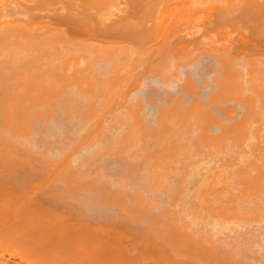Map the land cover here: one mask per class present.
Segmentation results:
<instances>
[{
  "label": "bare ground",
  "instance_id": "bare-ground-1",
  "mask_svg": "<svg viewBox=\"0 0 264 264\" xmlns=\"http://www.w3.org/2000/svg\"><path fill=\"white\" fill-rule=\"evenodd\" d=\"M11 1H13V0H11ZM27 1H29V0H27ZM69 1H70V3H73V5H71L70 9H67V11L70 12L72 9H74V7H76L75 5H78L77 6L78 10L75 8L77 10V12H76V10L71 11L73 14H76V13L80 14V12L83 13L82 11H80V9L84 10L87 13L86 15L89 14V15H92L93 17H95L94 19H95V21H97L96 22L97 24H95V27L97 25L98 26L100 25L101 28L106 26V30H107L108 25H110V24L114 25L115 24V21L113 22V19L115 18L113 15L119 14L118 12L122 8L121 5H120V7H118L119 6L118 2L120 0H117L118 5L116 4V0H114L115 4H112L113 0H110L111 2H109V0L108 1L107 0H78V1L77 0H69ZM164 1L165 0H163V2H162V0H161L162 3H164ZM168 1H169L168 3L166 2L165 4H163L161 6L157 5V7L160 6L158 8L159 10L156 9L157 7H154L155 10H157L156 11L157 14H155V11L152 12V14H153L152 19L154 18L153 19L154 21L152 22L153 24L151 23L152 19L150 18L151 21H150V23L148 22V24L150 26L147 25L148 27L146 28V32H143V35L142 34L139 35V37L140 36H143V37H140V38L137 37L136 38V40L137 39L140 40L142 38L141 39L142 41H140L138 43L137 42L138 40L136 41L135 39H129V40H116V39L107 40V38H105V39L104 38H100V39L98 38L97 39L95 36L93 37V35L91 33L90 34L88 33V35L86 33L87 37H85V35H83V37L81 35H79L80 36L79 37L78 35L69 34L67 32V30L62 25H58V24L54 25V24H51L50 22L45 21V20L40 21V22H38V21L33 22V21H31L29 19H25V18L24 19L23 18L16 19L13 17H9L6 14L7 11L5 9H8V8H6L7 4H12L13 2L11 3L9 0H7V1L6 0H4V1L0 0V110H1L0 113H2L0 116L2 119V120L0 119V121H1L0 122L1 123L0 124V128H1V130H0V133H1L0 134V136H1L0 142H2V140L3 141L6 140L5 142H3V144H5L6 142H9V144L6 143V145H8V146L12 145V147L14 148V150H13V148L10 146V149H8V151H5V153H4V150H1V149H3V148L6 149L5 147H7V146L0 143L2 146H4V147H2L0 145V147H1L0 148V152H1L0 160L2 161V162L0 161V164H1L0 168H1L2 173H4L3 170L5 171V173H7V171H8V173H10L13 168L14 169L23 168V167H26V166L31 164L32 159L30 157H28V156H30V155H28L29 153L27 152V154H26V151L23 152V150H22L23 154L21 155L19 153H22V152H20L18 149H15V148L17 146L24 147V145H27V143H28L27 139H28L29 135H31L30 132H32V131L34 132V130L30 131L31 128H34L31 126L32 123L30 124V119L38 120V121L44 123V125H47V123H48L47 121L49 119H51V118L55 119L54 117H51L52 116L51 113H53L54 109L57 108V103L59 104L58 101H60V104L63 103V108H62V106L60 108L62 109V111H64V113H65L64 116L70 119L71 117H73L72 115L75 114L76 117L78 116V118L81 120L80 121L82 123L81 125L84 128L83 129L82 127H80L83 130L81 131V134L79 132L80 135H78L79 138H77V140L75 142L76 144L73 143L74 144L73 146H71L69 144V146L71 147L69 150L70 151L74 150L73 151L74 153L76 152L77 149L83 150L84 148H82V145L84 147L85 146L84 144H87V143L89 146H91L90 148H93V146H97L96 148L100 149L99 148L100 146H98V143H97L98 141H96L97 140L96 137L98 134H100L101 132L104 131V127L107 124L108 125L106 126L105 129L111 130V129H109V128H111L110 127L111 125L109 126V124L111 123L113 125V122H114L113 118H114V115L116 114L115 112H118L117 111L118 108L120 110L121 106L123 107V104L125 103L124 101L129 99V98H127V96L124 95V93H126V90H129V92L130 91L132 92V90L135 87L132 85V83H131L132 81H130V80H132L130 78L134 75L133 74L134 71H135V73H137V71H140L139 70V69H141V68H139L141 66L140 64L143 65L144 63H148V64L143 65L144 68H145V66L148 68L152 65L153 67L151 66L150 68H153V70H154V67H155V70H156V67L158 65L157 66L155 65L157 62L154 60L155 59L154 57L156 56V52H154V51H157L160 48V46L166 45V43L169 44L172 41L171 38H173V36L175 37V35H173L175 27L176 26L178 27L179 23L185 24L187 21H190L189 19H191L193 21V19L196 16L199 15V17H200V15L202 14V11L204 9H206V8L209 9L208 6H210L211 9L214 6L215 9L213 10V14L214 13L215 14L212 18L215 20V22L217 21L218 24L214 23V20L207 15L208 13L210 14V12H211V11L208 12L207 9L204 10L205 13L204 12L203 13H204V15L206 14L208 17L206 16L207 17L206 18L203 14H202L203 16L202 15L201 16L203 18L205 17L206 19H208L209 22L212 20L213 22L211 21V23H214L215 26L217 25L216 28L217 29L219 28L221 30L222 26H220V25H222V23L220 22V20L222 18V15L224 14L223 16L225 19V21L222 20V22L223 21L224 22L229 21L226 19V17H228V16H225V14H227V15H230L229 16L230 22L234 19L233 21L235 23L236 17H234V16H235L236 9H237V7L241 8L243 2L247 3V5L249 4V6L251 5L249 7L245 4L246 7L243 9V11L245 10L244 12H246L247 9L250 10L251 8H253L252 6H254V4L260 5V6L258 5L259 7L254 6V7H257L259 9V11L261 10L262 6L264 7V0H171V1L168 0ZM246 1H248V2H246ZM107 2L109 4H107ZM146 2L149 3V6L152 4L151 0H149V1L146 0ZM74 3H75V5H74ZM119 3H121V2H119ZM16 4H18V3H16ZM159 4H161V3H159ZM12 5L14 6V4H12ZM98 5H100L101 7ZM245 5L243 4V7ZM147 6H148V4H147ZM149 6H148V8H149ZM63 7L64 6H60V8H58V10L61 12H67L66 9L64 11V8H66V7H64V8ZM3 8L6 11L5 12L6 15L2 14V13H4ZM20 8H21V6H20ZM20 8L18 7V9H20ZM196 8H198V10H196ZM184 9H187L189 13H191V10H192V12L196 11L195 12L196 15L193 14L194 15L193 16L192 13L189 14L188 12H184V11H187ZM199 9H203V10L199 11ZM216 9L218 11H216ZM258 9L256 10V12L258 11ZM219 10H220V13H219ZM254 10L251 9L248 13L253 11V13L255 15L259 16V13L258 14L255 13ZM26 11H28V10H26ZM206 11H207V13H206ZM215 11L219 14H216ZM240 11L236 12L237 13L236 16H238V13H241ZM262 11H264V8H262ZM262 11H260L259 17L256 16L257 20L259 18H262V16H264V15H262V14H264ZM197 12L198 13L201 12V14L199 13L197 15ZM20 13L25 14V11L23 10V12H20ZM122 14H124V12ZM186 14H187V16H185ZM188 14L191 15L190 18H188L189 17ZM220 14H222V15H220ZM250 14H252V12ZM80 15H82V14H80ZM120 15H121V12H120ZM154 15H156V16H154ZM212 15H210V16H212ZM218 15L221 17H218ZM231 15L234 18H231ZM180 16H181V18H180ZM183 16L185 17L186 20H184ZM202 17H200L196 21H193L195 23L198 22L197 25L200 28L205 27V26H203V24L208 25V23H209V22H207L208 20H206V19L203 20V21L206 20L204 23L202 21V19H203ZM84 18L87 19L86 16H84L83 19ZM129 18L130 17L127 16L126 18L123 17L122 20H121V18L118 19L119 23L117 22L116 26L117 27L118 26L130 27L128 25H131V22H132L133 26H135V27H138V25H140L141 22L139 21V19H135L136 20L135 21L134 18H133V20L131 18L130 19ZM179 18H180V20L182 19L183 22H185V21L186 22L183 23L182 20L180 22ZM215 18L216 19L219 18V20H216ZM263 18H262V22L264 23ZM85 19H84V21H85ZM176 19L179 21V23ZM89 20H91V19H89ZM123 20H124V22H122ZM129 20H131V21H129ZM137 20L139 23L137 22ZM86 21L89 22L88 20H86ZM95 21L93 20V22H95ZM133 21H135V22L133 23ZM175 21H176V23H175ZM260 21H261V19H259V22L257 21L258 24L260 23ZM87 22H86V24H87ZM121 22L123 25H120ZM136 22H137V25H136ZM199 22H200L201 26H200ZM90 23H92V21L88 23V26L90 25ZM187 23H190V22H187ZM211 23H209V24H211ZM261 23L259 24V26L261 25ZM92 24L90 26L93 29ZM117 24H119V25H117ZM151 24L153 27L151 26ZM170 24L173 25V27L170 28V26H171ZM236 24L239 25L241 23L238 24L236 22ZM56 25H58V26H56ZM174 25H176V26H174ZM224 25H225V23H223L222 32H220L219 29L217 30L215 28L216 29L215 32L216 33L219 32V33L216 34L214 32V35L216 34V35L222 36L224 33H226V35H223L224 37H226L227 35L230 36L229 35L230 31L226 30V32H225V29H227V28H224L225 27ZM90 26L88 27L89 30H91ZM244 26L242 27V24H241V26L239 27L240 29H238V30L241 31V29L244 28ZM117 27H115V28H117ZM126 27H124V28H126ZM149 27H150V29H149ZM168 27L170 28V30ZM179 27H180V25H179ZM179 27L177 29H179ZM260 27H262V30H261V28H259L257 26L256 28H258V30L255 28L257 30L256 32H258L259 30L261 32L264 31L263 30L264 27L262 25ZM88 28H87V30H88ZM173 28H174V30H173ZM245 28L247 29L246 26H245ZM147 29H149L150 32L148 30V33H147ZM87 30H85V32L89 31V30L88 31ZM243 30L241 32H243ZM191 31H192V29H191ZM260 31H259V34H260ZM89 32H91V31H89ZM169 32L172 34L169 35ZM241 32H240V36L243 37V35H241ZM263 33H262V35H263ZM146 34L147 35L149 34L148 37ZM231 34H232V32H231ZM144 35L146 38L144 37ZM185 35H184V37L187 38L188 35H186V36ZM201 35L203 36V34H201ZM201 35H200V38H197V40L195 42V43H197L199 41L198 42L199 45L193 43V45H195V46H193L191 44L192 42H190V45L186 43L188 47L190 46V48H187V46L184 42H183L184 45L183 44L177 45V43H174V38H173V43H171L170 46L167 45V46H169L168 47L169 49L167 48V46L164 47V53H162V55L166 54V53L169 54L170 52L171 53H170V56L164 55V58L162 56L163 60L164 59L165 60L163 61L164 65H162L161 62H159V63H161L160 65L163 66V67L161 66V68L163 69L164 66H166L165 70L167 69L166 71L168 72L169 68H167V66L168 65L172 66L171 63H173V66L171 68L174 71L173 67L175 66V68H176V65H174L175 62L169 63L168 61L173 60V56L174 57L177 56L176 59H178V62L181 59H182V61L187 60L188 57H186V56H189V58L191 59L193 54H192V52H190V50L191 49L193 50L195 48L196 50L195 49L194 50L197 51V48L198 47L200 48V44L202 46H205L203 49H206V47H207L208 50H209V48L212 49V51L214 50V52H216V54H217L216 57H218V54L221 53L219 55V57L221 56V59H222L221 63H223V65L222 66L220 65L221 66L220 68H223V67L224 68H223V70L221 69L222 72L219 73L220 74L219 77L217 75L216 81H217L218 88H217V90H215L216 92L214 94V96H216V97H213V98L215 101L219 100V101H217L218 103H220L221 99L224 100V99H228V98L231 100H233V99L234 100L235 99L240 100L238 102L243 101L242 102L243 104L241 103V106L244 105L243 107L246 108V111H244V114H245L244 117L241 115V120L234 123L236 121V119H234V120L232 119L233 116H231V115H233V114H230L231 111L229 110L228 112H226L227 110H224V114H225V112L228 114V115L227 114H225V115H226V117L228 116L229 119L231 118V120H233L232 122L230 121L233 124L228 123L229 126H227L228 124H226L227 127L224 129L222 127L223 132L221 131V134H219L218 136H217V134H215L216 136L213 134V135H211L212 137H210L209 135L206 134V132L208 131V129H206L207 126L205 124V123H207L206 122L207 119L205 118L206 117V115H205V113H206L205 108L206 107H204V109L202 110L203 106L202 105H201L202 107L200 105L198 106V104H195V103L191 104L187 108L186 107L182 108L180 106L178 107V105L172 106L169 109H165L167 111H162V113H159L160 116H158V117H160L159 118L160 121L158 122V126L160 128L157 127L158 129H161L162 127L164 129L170 128V127L172 129L174 128V132L172 131V129H171V131L169 129H165V130H169L170 133L167 134L168 131H166V132L164 131L165 135L162 134V136L163 135L166 136V139L168 140V143L163 145V144H160V142H163L162 140L164 138H162V136H159V138L161 137L162 140L159 141L160 139H158V135L159 134L161 135V133L163 132V128H162V131L160 130L161 133H159L156 130L157 133L154 132L155 133L154 135H147V131L144 132V129L142 128V126H143L141 123L142 120L141 119L139 120L140 115L138 116V114H140V113H138V112L140 111V109H139L140 107H138V106H136L138 108L134 107L136 105V103L135 104L133 103L134 106H130V104H129L130 101H129V103L127 101L126 105L127 104L128 105L123 107L122 110H120L121 112H119V113H121V114L118 113L120 116L122 115L121 117L125 116L128 118V119L126 118V120L124 119L125 117L122 118L125 120L124 125H125V123L129 122V124L127 126V130L125 128L126 126L125 127L120 126L123 124L121 122L124 120H122L121 117H120L121 120L118 119V117H117L118 114H117V116L115 115L117 118L115 120L121 121L118 126H120L122 128L117 126L115 129L112 130V132H115V131H118V128H119V134H120V132L126 130V132H125L126 135L124 134L123 137L121 134L120 135H121V138H124V139L127 138V139H126V141L124 139H122L121 141L123 142V146L121 144L120 146H122V147L120 148V146H119L120 150L119 149L116 150L115 149L116 145L114 144L116 142H114V140L118 139L115 137L116 136L118 137L119 134L117 132H115V134H117V135H115L114 133L111 132L112 136L115 135V137H112V141L114 142L113 143L114 146L111 145L113 147L114 151L112 150L111 146H108L107 148L111 147L110 150H112L111 151L112 153H114L116 151L118 152V150H119V155H121V154H124L128 151L129 152L133 151L131 149H130L131 151L128 150V148L135 147L134 145H136V144L138 147V143H140L142 140L145 139L143 137H146V139L150 138L151 140H153L151 142H153V143L155 142L157 144L156 145L157 146L156 151L155 152L153 151L154 153L150 156H144L145 155L144 152L147 149L146 148L145 151H143L144 158L141 156L143 159H145L143 162L144 163L143 164L144 169H142V170L145 173V175L147 176V179L148 178L150 180L152 179L151 180L152 184L149 185V186H151L149 189V191L151 192L152 190H154V191L158 190V188H155V187H159L158 184H162V182L165 179H168V178H165V176H167V174H170V175L172 174V173H170V170L172 169L171 163L173 162V160H177L176 162L178 163V161L181 160L178 157H180L182 155H183V158L182 157H180V158H182V159L185 158L187 160L188 157L186 158L185 153H188V151H189V153L187 154L188 156L190 155V153H191L190 156L193 155L192 157H190L192 160H193V158L198 156L196 154H199V153H195L196 152L195 150H194L195 152L193 151L194 152L193 154L191 152V150L196 148L198 146V144L200 145V146H198L199 148L202 147L201 145H203L204 149H203V147H202V149L205 151H209L208 149H211L210 152H208L211 154L212 153L214 154L215 152L216 153H223L224 152L225 154L230 152V154H231V152H233L232 151L233 148L235 150L237 147L241 146L242 149L239 148V149H236L234 151L236 153H240L239 154L240 156L237 154L238 158L240 157V159H239L240 161L237 159V156H236V154L234 155V153H233L234 156L231 154L232 157H230V155L228 156V154L227 155H224V153L222 154L224 156V158H225V156H227L230 160H231V158H232V160L234 159V163L231 162L227 158H226V161L224 158H222V162H223V164H222L220 162V160H221L220 156L221 155L216 157V158L220 157L219 161L216 158H214V161L216 159V161L221 164V165L216 164L217 162L213 163L214 168L216 165H220L217 167V170L215 169L216 171L210 170L211 169V167H210L211 163H210L209 164L210 165L209 166L210 167L209 172L207 171L208 173H206L205 170H206V168H208V164L207 165H205V164L210 162V161H206V163H203L204 160H206V159L203 160L202 163L204 164V167H206L204 170L205 174H202L203 176L200 174L202 176V177L199 176L201 178L200 179L201 181L200 180H199V182L195 181V182H198V184L194 183V184H196V186H194L195 191L192 192V194L194 193L193 194L194 199L190 198L191 196H189L192 189H194L193 184H191V186L193 188H191V186L186 188L188 186L187 181L189 180V177L194 175V172L197 173L196 171H198L199 169H197L196 171H193V172L191 170H195L194 168H196V167L199 168V166H201V165L203 166V164H200V162L202 160L200 159L201 161H199V159H198L197 161L199 163H195V162H191L192 160L190 159L191 161L190 160H189L190 162L188 161L189 162L188 167H186L188 162H186L185 159L181 160V161L185 162L184 165H185L186 169H184V170H186L188 172H186L185 175H181L184 177L187 175L186 176L187 179L182 177L183 180L182 179L181 180L183 183L181 182L180 178H179V180H180V184L182 183L181 186H182V189H184V194L186 193L185 197L187 196V193H188V196H189L188 199L196 200L195 203H197L198 207L194 204V206H196L195 210H196V208L197 209L199 208L198 211L201 210L200 214H202V212H203V214H202L203 217H204V214L206 215L208 213V211H210L209 214H211L213 212V215H214V212L216 210H218L219 211L218 213L221 212V214H222V212H225V213L227 212L226 214H228V213L234 214V216H230L229 222H227V220L222 222V223H227L226 226H228V223H229V226H230V224L233 223L234 224L233 227L236 226L235 228H237L239 226L238 229H241L244 227L243 225L250 226L249 224L252 223V220L255 221L256 219H257L255 221L256 225L259 224V226H260L261 221H259V220H261L262 218H263L262 222L264 220V215L261 216V213L264 214V130H263L264 128L262 129V127L264 125V56H262V54L259 55V53L262 52L261 50H260L261 52L258 53L254 49H249V48H248L249 50H252V51L254 50V52H256L258 55L256 53L251 52V51H249L250 53L246 52V51H248L246 48H243V49L241 48L242 50L245 49L246 51L245 50L242 51L239 48V50L243 52L239 55L238 54L239 51H238L237 47H236V50H234L235 45L232 47L233 49L231 48L232 43H233L232 40H234L233 36H232V39L227 36L226 38L223 37L224 39H222V37H220L221 40H217L215 37H218V36L214 37L212 34L211 35L205 34L204 38L206 40L202 39V41H201L200 39L203 38ZM169 36H170V39H169ZM210 36L212 37L211 39H209ZM196 37H199V36H196ZM207 37L209 40H207ZM147 38H149L150 41L145 40ZM213 38H215V39H213ZM236 38L237 37H235V39ZM240 39H238V41ZM132 40H133V42H129ZM146 41H148V42H146ZM185 41H186V39H185ZM192 41H193V39H192ZM187 42H188V40H187ZM235 42H237V41H235ZM249 43L250 42H248V44ZM175 44H176L177 48H176ZM251 45H253V42ZM251 45H250V48H251ZM157 46H159V47L157 48ZM179 46L182 47V49ZM191 46H193V47H191ZM253 47H256V46H253ZM160 49L158 51H160ZM183 49L185 51H182ZM186 49H189V50L187 51ZM231 49L234 50L235 52L234 51L232 52ZM161 50L163 52V48ZM194 50H193V53L195 52ZM173 51L176 53V55H174L175 53L174 54L172 53ZM217 51L220 53H217ZM236 51H238V52H236ZM185 52H188L187 55L185 54ZM189 52L192 54V55L190 54L191 56L188 55ZM160 53H161V51H160ZM178 53H180V56H181V53L183 55L185 54L186 56L182 55V58L180 57L181 59L179 60ZM211 53H213V52H211ZM227 53L228 54L230 53V55L232 53H234V54H232L231 59H229V55ZM157 54H158V52H157ZM195 54H197V53H194V56H195ZM216 54H211V55H213L215 57ZM152 55H153V59H152ZM233 55H234V57H233ZM236 55L238 58H236ZM263 55H264V52H263ZM171 56H172V58L168 59ZM183 57H185V58H183ZM233 58H236L238 60V62L242 60L241 63L239 62L240 64L244 63L243 65H241V67H243V68L245 66L244 69L239 67V70L242 69L240 71L241 73L236 71L235 65H231V64H234L233 63L234 61H232ZM239 58H240V60H239ZM256 59H259L261 61V63L259 60L257 61ZM230 60L232 61V63L230 62ZM255 60L259 64H256L257 62ZM154 61H155V64L151 63ZM174 61H175V59H174ZM254 61H255V63H254ZM166 62H168V65L165 64ZM178 62L176 60V64ZM159 63H157V64H159ZM179 63H181V61ZM95 64L98 67H99V65H100V67L102 66L105 70L103 69L104 71H102V67L101 68L99 67L101 71L98 70L99 68H96ZM108 65H109V69L107 70ZM160 65L158 66L157 70H159ZM247 65H249V66H247ZM258 65H260V66H258ZM143 66H141V67L143 68ZM232 66H234L235 69H233ZM168 67H170V66H168ZM96 69H97V71H96ZM243 70H245V71H243ZM3 71L6 73L5 76L2 75ZM129 82H130V84H128ZM127 85H130V86L132 85L133 87L131 86L130 89H127V87L128 88L130 87ZM242 85H244V86H242ZM188 86H190V85L188 84ZM244 87L246 88V90L245 89L243 90ZM135 90L136 89H134V91ZM244 91H245V93H244ZM127 94L129 95L130 93L127 92L126 95ZM124 97H126V99ZM119 100L120 101L122 100V102H123L120 107H119V104H121V103L119 102ZM55 106H56V108H55ZM245 108H243V109H245ZM123 109H125V110L123 111ZM138 109H139V111H137ZM256 109H258V111ZM259 110H260V112H259ZM72 112H75V113L73 114ZM111 112H113L114 114ZM255 112L256 113L259 112L260 115H258L259 113L256 114ZM108 113L109 114L111 113V115H109V118L111 117V119H113L112 121H110L111 119L108 118V116H107ZM254 113H255V115H254ZM203 114L205 115V117ZM55 115H56V113L54 114V116ZM253 115L255 117H253V120H252L251 117ZM256 115L259 117V119L261 118L260 119L261 121H257ZM64 116L62 115V118H65ZM56 118H57V116H56ZM73 119H75V117ZM254 120H256V121H254ZM65 121H66V119H65ZM251 121L253 122V124L252 123L249 124ZM40 122H38L36 124L39 125ZM254 122H255V124H254ZM49 123H51V120L49 121ZM49 123H48V125H49ZM61 125H63L62 122H61ZM64 126H66V125H64ZM203 126H205L206 128ZM248 126H249V128H248ZM3 128H4V131H3ZM58 128H59V124H58ZM112 128H114V127L112 126ZM247 128L249 129V131ZM46 129H48V128H46ZM55 129H56V127H55ZM49 130H50V128H49ZM219 130H221V127ZM244 133L247 135L246 137H245ZM109 134H110V132H109ZM101 135H102V133H101ZM2 136H4V137H2ZM100 136H99V138L101 139L102 137H100ZM141 136H143V137H142V140L140 141L139 137H141ZM167 136H169L168 137L169 139L167 138ZM186 137L188 138V140H190V143H189V141L187 143L185 142V140H187V139H185ZM243 137H245L246 139L245 138L243 139ZM73 138H74V136H73ZM113 138H115V139H113ZM191 138L193 141L191 140ZM106 139H108L107 142L111 141V138H110V141H109L108 137H106ZM166 139H164V140H166ZM230 139L232 141H229ZM242 139L245 142H243ZM30 140H32V139H30ZM72 141L74 142V140H72ZM104 141L105 140H103V143H101V144H104ZM137 141H138V143H137ZM247 141H248V144H247ZM19 142H21V144L14 147V145L18 144ZM22 142L25 144L23 145ZM100 142L101 141L99 140V143ZM144 142H145V140H144ZM229 142H232V144L235 143L234 146L231 145V146H233V148L228 147V144H230ZM236 142H237V145H236ZM238 142L241 143L242 145L239 144ZM163 143H165V141ZM203 143L207 146L206 148H205V145ZM107 144L108 143H106L104 145L107 146ZM110 144H112V143H110ZM154 145L155 144H153V147H154ZM66 146H67V144H66ZM20 147H19V149H20ZM28 147H30V146H28ZM32 147L33 146H31V148H30L31 151L33 150ZM73 147H75V148L73 149ZM80 147H81V149H80ZM103 147H102V149H103ZM137 147H135V148H137ZM225 147L230 148V151H228ZM117 148H118V146H117ZM245 148L246 149L249 148V149L244 150ZM49 149H51V148H49ZM67 149H68V147H67ZM224 149L227 150V153L224 151ZM15 150H18V152ZM30 150H28V151H30ZM137 150H140V149L137 148ZM151 150H152V147H151ZM151 150H150V152H151ZM154 150H155V147H154ZM237 150H239V151L244 150V151H242L244 153L242 154V152H238ZM13 151H15V155H13ZM51 151H52V153L54 152V150H51ZM55 151H56V154L54 155V156H56L54 158L55 160L53 158H51V155L53 156V154L49 153L50 150L45 151L46 153H48L47 156L45 157V159L48 157V159H46V160L51 159L53 163H54V161L56 162L57 156L58 155H60V156L58 157L59 160L57 159L58 162H56V164L55 163L53 164L50 160V162L46 165V167H45L46 169H44V172L42 170L43 175L45 174L42 179L39 177L40 179H38V180H36L34 178L36 180V182L33 181L34 180L33 178L30 180L31 182L28 181V179L23 180L24 182H27V183L23 182L24 183L23 184L21 182L22 183L21 186L22 185L28 186V187H26V188H29V190H30L28 193L25 194V192L28 191V190L27 191L24 190L25 187H23V190H21V188H20V190L24 192V193L22 192L23 194L17 193L18 188L20 187L19 186L20 183H19L18 187H17V184H16V186L14 184V187H17L16 191H15V189H14V191H12V187H11V191H12L11 192L9 189L10 187H8V188L6 187L7 184H6V186L3 187L5 189H7V191L4 190L3 188H1L3 186V183L0 182L2 184V186L0 187V264H183V263L185 264L187 261L188 262L186 264H193L192 262H196V261H193L192 259L194 257V260L195 259L197 260V258H195V257H197L198 252L200 255V257H198L200 259L197 260V262L199 261L198 264H201V263L206 264V263H203L204 261H206L204 259H206V257H208V258L211 257V256H206L208 254H205V253L210 254V251H212L211 249H207V247L209 248V246H210L208 243L211 241L210 240L211 237L208 238L207 235L205 236L204 235L205 232H204V234L200 233L202 230L200 229V227L198 228L199 225H197V224L199 223L198 219H202V218H199L200 214H199V216H197L198 219L195 217L196 216L195 214H198L199 212L198 211L194 212L195 210L192 208V207H194V206H192L193 200L191 203L192 205L191 204L187 205L189 202L186 204L187 201H186L185 197L184 196H183L184 198L181 197L182 195H184L183 190H182V193H180V191L177 192L178 190L175 191V188H173L172 186H171L173 188L172 190H170L171 187H168V185H170L171 183L173 184L174 181L176 183L175 175H178L177 172L179 173L178 170L181 169L178 167L179 169H176L177 170V172H176L175 164H177V163H175V164L173 163L174 166H172L173 167L172 170L174 171V176L172 177V175H171V177L175 180H172L170 176H167L173 182L172 181H171V183L168 182L169 184L168 185L166 184L167 187H165V188H166V191L168 188H170V189H168V191H173L172 193L177 192V194L174 193L177 196L180 193L179 195H181V196L177 197V196L172 195L173 196L172 198L177 197V199L175 198L176 202H177L176 204L172 201L173 205H175L177 207L173 206L174 209H172L173 208L171 206L172 204H168L171 206V208L169 209L168 205L166 208H168L167 213H168V211L170 213L171 209H172L171 211H173L176 208H179L180 210H181V208H183L184 209L183 214H182V211L180 212V210L177 209V213L179 212L180 214H182V216L180 214H179L180 216L178 215L181 223L179 222V220H177L178 218L174 219L173 217H171V215H168L170 218H172V219L168 218L169 223L172 224L171 222H173L175 227L172 226L173 224L171 226H166V224H164L165 223L164 221H166L164 218L167 219L168 216L167 217L163 216L164 221L161 218L162 216H160L161 214H164L165 212L164 213H160V212L156 213L155 212V214H160V215H157L156 218L157 217L159 218V216H160L161 219L159 218L160 219L159 220L157 218L156 220L154 219V221L151 220L150 222H146V223H149L148 225L145 223L146 226H148V227L150 226V228L148 229L149 233L146 231L147 235L149 234L150 236H152L154 232L156 233V234L154 233V236L150 237L152 241L150 242V240H149L150 238L147 237L146 234H145L146 236L143 234L144 235L143 239L145 237H147V239L145 238L144 239L145 241L139 242L140 239H142V237L140 236L141 238L139 237L140 238L139 241L137 240V242H136L135 239H137V238L134 239L131 236V234L129 235V233H128V232H130V229H131L130 228L129 230H127L129 227L122 228V229L120 228L121 230L125 229V233H124V231H122V233H123L122 234L120 232L121 230L119 231V228L117 231L116 230L117 227L116 228H114L113 226L111 227V226L107 225L105 222H103L104 223L103 225L106 224V226H102V224L99 222L101 225L97 224V223H93V224H95V227H93L94 225L92 223H90V221H88V220H87L88 222L86 221V223H87L86 224V223H82L83 219L81 220V222H79V220L77 218H73V216L75 214L72 216L71 215L72 211L71 212L68 211L69 214H68V212H66V214H65L64 211H63V213H60V210H59V212L57 210L55 211V209L57 208L55 205V202L52 199H49L50 197L47 195H46L47 198L49 197L47 200L53 201L52 203L54 205L52 203H50L52 206V207H50L49 203H47V204L49 205L50 208H53V209L51 210L49 207L46 208L48 206L46 204V202H48V201L41 200L42 205L45 204V206L47 205L46 207L40 206L41 204L38 205L40 203V200H39L40 198L38 196H41L42 195L41 193H44V189H46L45 190V192H46L52 188L51 190H53V192H54V190H56L55 188H57L59 191L56 190V193L50 194L51 190H50V193H48V192L47 193L51 197L53 195V197H54V198L52 197L53 199H55L56 198L55 196H57L56 200L58 199V201H59L58 196L60 195L61 190H60V187L58 188V186H57L58 183L60 185L62 183L64 185H66L67 187L65 189L68 190L67 191L68 193H65L66 190L63 188L64 190L62 191L63 193L60 195L61 197L63 196V194H65V195L67 194L65 199H70V201L77 199V202H80V203H83V201L79 198V197H81L80 195H82V197L84 198V194H82V193H84L86 191H90V190L92 191L94 188H95L94 191H96V190H98V191L95 193L93 191L92 195H93V193L96 194V196H97L96 198L100 199V201L103 200V201L108 202V201H110V198L112 199V196L114 194L112 191V193H111L112 195H109L110 193L109 194L107 193L109 190H107L106 194H104V190L106 191V189L108 188L107 185L104 184V186H106V188L104 190H103L104 186L103 187L101 186L102 187L101 191L103 190V192H102L103 193L102 194L103 199L98 197V195L100 196L101 191H99L100 189L97 187H100V185H102V183H104V181L108 180V179L104 180L106 178L104 175H103L104 181L102 182V179H101V181L99 182L98 181L99 178H96L95 175H93L94 178H92L91 175L89 174L90 177L92 178V179H90V178H88V176L87 177L85 176L86 174L84 175L85 177H83V172L81 173L82 176L78 174L81 171L78 172L79 170L76 171V169L83 167V163H81L82 166L80 165V167L79 166L77 167L78 161H77V163L75 162L77 157H78L79 161H82V160H80V157L77 155V153L79 151H77V153H76L77 156L72 151L70 152V151L66 150V151H63L62 153L60 152L59 154H57L58 153L57 150H55ZM61 151H62V149H61ZM86 151L96 153V151H91V150H86ZM104 151H106V150H104ZM104 151L102 153V150H101V154H104ZM246 151H248V152H246ZM135 152H138V156L135 155L137 153H134V152H133L132 156L134 159L136 156V158H137L136 160H138V158H140L139 156L142 155L143 153H142V151H135ZM139 152H141L140 155H139ZM180 152H181V155L179 154ZM182 152H184V153H182ZM16 153H17V155H16ZM42 153H43V155L45 154L44 151ZM95 153L94 154L91 153V156H94ZM116 153H114V154H116ZM18 154L21 155L23 157V159ZM24 154H26L27 157L30 158V160H31L30 163L28 162L29 160H27V157L25 159L26 161L24 160V157L26 156ZM40 155H42V154H40ZM40 155L39 154L37 155L38 158L39 159L43 158V157L40 158L39 157ZM73 155H75L76 158H74L75 156H73ZM89 155H90V153H89ZM116 155H118V154H116ZM14 156H16V158L20 157L23 161L20 160V158L17 160L16 158H14ZM84 156H86V155H84ZM124 157L127 159L126 154H124ZM212 157H214V155ZM234 157L238 160L237 165H235L237 163V161H235ZM133 158H132L131 162L134 160ZM174 158H176V159H174ZM4 159H8V161H6V160L4 161ZM9 159H13V161L14 160H16V161L20 160L21 163L20 162H18V163L22 164L23 167H19V166H21L20 164L17 167V162H16V166H15L14 163H12L13 161L9 160ZM86 159L88 160V157H86ZM86 159H85V161H86ZM89 159H91L90 156H89ZM223 159H224L225 163L231 162L232 167H230L229 165L227 167V164L224 163ZM212 160L213 159H211V162H213ZM227 160H229V162ZM3 161H4V163H3ZM6 162H8V163H6ZM25 162L27 163V165ZM73 162H75V163H73ZM11 163L16 168L14 166L11 167ZM191 163H194V164H191ZM9 164H10V166H9ZM75 164H76V166H75L76 168L73 167L74 168L73 169L72 166H74ZM128 164H127V166H128ZM180 164H179V166H180ZM198 164H200V165L195 166ZM24 165H26V166H24ZM49 165L50 166L53 165V166H51V168H50ZM132 165H134V164H132ZM47 166L49 168L48 170H47ZM127 166H126V168H127ZM176 166H178V165H176ZM181 166H183V163L181 164ZM189 166H193L190 168L191 170L187 169V168H189ZM202 166L200 167V169L202 168ZM6 167L9 170L8 169L6 170L5 169ZM185 167L183 166L182 168H185ZM29 168H33V167L30 166ZM214 168H212V169H214ZM172 170H171V172H172ZM182 170L183 169H181L180 173H182ZM16 171L14 170L13 172H16ZM45 171H47V172H45ZM94 172H96V171H94ZM189 172L191 175L189 174ZM225 172H228V173H225ZM96 173L98 174V177H99L100 171H98ZM187 173L189 174V177H188ZM0 174H1V172H0ZM11 174H13V173H11ZM97 174H96V176H97ZM141 174H140V176H141ZM198 175H199V173H198ZM103 176H102V178H103ZM81 177H83V179L88 178V181H87V179H84V181L83 180H81V181L77 180L79 178L81 179ZM95 178L98 179L97 180L98 182L96 181ZM196 178H198V177H196ZM89 179H90V181H89ZM128 179L130 180L129 177H128ZM118 180H120V178ZM122 180H124V179H122ZM125 180L123 182H125V185H127ZM184 180L186 181L185 183H184ZM190 180H192V179H190ZM167 181L168 180H166V182ZM81 182H83L82 183L83 185L81 184ZM113 182H114V179H113ZM10 183H9V185H11ZM85 183H87V184H85ZM117 184H118V181H117ZM122 184H124V183H122ZM137 184L139 185V183H137ZM146 184H147V182H146ZM4 185H5V183H4ZM55 185L57 187H55ZM64 185L62 187H64ZM84 185H87V186L85 187ZM109 185L110 184H108V186ZM125 185H123V186H125ZM164 185L165 184L163 183V186ZM12 186H13V184H12ZM50 186H52V187H50ZM123 186H118V187L122 188ZM149 186H147V187H149ZM183 186H185V187H183ZM48 187H50V188H48ZM110 187H112V185H110ZM115 187L118 188L117 186H115ZM115 187H113L114 189L113 188L112 189L114 191L116 190L115 191V193H116L117 189H115ZM127 187H130V186L127 185ZM140 187L142 188V186H140ZM79 188H82V189H79ZM84 188H85V190H84ZM91 188H93V189H91ZM119 188H118V191H119ZM130 188H132V186ZM141 188H140V191H138V192H141ZM160 188L164 189V187L163 188L160 187ZM160 188H159V190H160ZM126 189L128 190V188H126ZM126 189L124 190V187H123V190H121V189L120 190L126 191ZM186 189H188V191ZM189 189H190V191H189ZM78 190H79V192H78ZM82 190H84V191H82ZM133 190L136 191L137 187H136V190H135V188ZM180 190H181V187H180ZM185 190H186V192H185ZM235 190H236V192H235ZM37 191L38 192L42 191V192L39 194L37 193L38 196L35 193L36 197L33 196L34 192H37ZM71 191H72V194H70ZM80 191L82 193H80ZM129 191H130V189H129ZM143 191L149 192L146 190H143ZM154 191H152L151 193L154 194ZM99 192H100V194H99ZM58 193H59V195H58ZM77 193H80V195L78 194L79 195L78 196ZM117 193L119 194V192H117ZM128 193H130V192H128ZM141 193L143 194V192H141ZM141 193H140V195H141ZM236 193H238V195ZM69 194H70V196H69ZM86 194H88L90 196L89 192H87ZM107 194L109 196H111V197H108L109 200H107L108 199ZM132 194H134V193H132ZM155 194H157V192ZM166 194L169 195V193H166ZM233 194L235 197L233 196ZM19 195H21V196H19ZM43 195L46 198L45 194H43ZM71 195H74L75 198L71 199L74 197V196L72 197ZM88 195L84 199H87ZM92 195L88 198L93 197ZM138 195H136V196L133 195L132 196L133 198L130 196V194L127 195V196H130L132 198V199H130V201H128L130 197L128 199L126 197L127 203L130 202L129 206H128V204L125 205V208L127 206L128 209H125L123 207L124 206L123 205L122 207L125 210L121 207V210H123V211H120L123 214L118 212L121 214V216H124V214L126 216H128V218H130L129 220H131V221L133 218V221H134L133 223L136 222L135 218L137 220V218L139 217L138 214H140L141 217H144V218L147 216L146 213H145L146 216L141 214L147 210L146 208L151 209V207H153L154 210H156L155 209L156 207H154L155 204L153 203V202L156 203V201H153V200L148 201L147 199L144 200L142 198H145V197L140 198V195H139V197H138ZM170 195H171V193H170ZM102 196H100V197H102ZM115 196H114V200H111V202L112 201L118 202L119 199L122 200L121 199L122 197H120L122 195H119V198H118V195H117V197H115ZM231 196L234 197V199L238 197L239 201H237L238 198L235 199L238 203H234V202L230 201L231 199L234 200ZM37 197L39 199H36ZM69 197H71V198H69ZM180 198H182V199L180 200ZM32 199L34 201L36 200L37 202L39 200V202L37 204H35L36 201L34 202ZM62 199H63V197H62ZM78 199H80V200L78 201ZM169 199H171V198H169ZM183 199H185V201H186L185 203H183L184 202ZM123 200H125V199H123ZM178 200L181 202L180 203L182 205L181 207L179 205H177L179 203ZM254 201L258 203V204L256 203L258 206H256V204L254 205V203H255ZM77 202H75V203H77ZM84 202H85V200H84ZM230 202L233 204H231ZM98 203H99V200H98ZM182 203L187 205V206H192L191 210H189L190 212L189 211L185 212L187 210H185V208H184L185 206H183ZM77 204H79V203H77ZM88 204L87 205L80 204V205H82V206H80V208L85 209L84 207L88 206ZM93 204H95V203H92V206H93ZM96 204H95V206H96ZM102 204H104V202H101L99 204V206L97 204L98 208L101 207L100 205H102ZM109 204H111V203H109ZM123 204H126V202ZM245 204H247L246 206H248V208L251 210L250 212L249 211L248 212L249 213L252 212L253 215L256 213V211H254L255 209H258V210L261 209V210H263V212H261V210L260 211L257 210V214H256V216H254L257 218H254L253 215L250 214L251 216L249 215L250 216L249 218L251 219V222L250 221L248 222V220H250V219L247 217L248 218V220H247V218L244 217L245 215L247 216V214H248L247 209H243V207L245 208ZM248 204L249 205L253 204L255 208L253 206L249 207ZM89 205L91 206V203ZM115 205L117 207L118 204L115 203ZM121 205H122V203L119 204L117 207L119 210H120L119 206H121ZM158 205L161 206L160 203ZM90 206H88V208ZM110 206L112 207V206H114V204L112 203ZM155 206H157V204ZM240 206H241V208H240ZM104 207H106V206H104ZM116 207H114V209H116ZM129 207L132 208L133 210L130 209ZM157 207H159V206H157ZM153 208L151 210H153ZM212 208H215L216 210L212 209ZM251 208H253V209H251ZM58 209H59V206H58ZM86 209H87V207H86ZM92 209H93V207H92ZM149 209H148V212H149ZM157 209H159V208H157ZM161 209H163V206ZM164 209H165V206H164ZM211 209L214 211H212ZM240 209H241V211H240ZM192 210H194V211H192ZM202 210H204L205 213ZM245 210H246V212H244ZM78 211H81V210H78ZM140 211H142V212H140ZM153 211H151V212H153ZM175 212L173 211L171 213L172 214L174 213L173 214L174 217H178L177 213L175 214ZM243 212H244V214H243ZM80 213H78V214H80ZM186 213H188L187 214L188 216H186ZM189 213L191 214V217H190ZM240 213H241V215H240ZM258 213H260V214H258ZM165 215H166V213H165ZM242 215H244V216H242ZM76 216H78V215H76ZM149 216H147V217H149ZM152 216H151V218H154L155 215L152 214ZM183 216H186L187 218L189 217V219H187L186 217H183ZM207 216H208V214H207ZM214 216H216V215H214ZM235 216H236V218H235ZM241 216H242V218H241ZM181 217H183V220H185V221L187 220L186 225H188L190 223L189 225L193 226V227L190 226V227H192L191 229H189L190 231L195 226H196V228L201 230L200 232L198 230V232L200 234H202V235L199 234L198 239L200 238V236L201 237L205 236V238L207 237L206 238L207 240L204 238V241L205 240L207 241L206 244L201 239L198 241V243L194 242L195 244L199 245V247H196L198 245H193L195 247V248L194 247L193 248H194V250H196V252L192 251L193 248H190V247H192L191 244L193 243V241L198 240V239L193 238L198 233L195 230L194 231L196 233L192 232V231L190 232L187 228V227H189V225L186 227V225L183 224L184 221L181 220ZM208 217H210V216H208ZM258 217L259 218L262 217V218L259 219ZM194 218L197 219L196 222H195ZM211 218H212V216H211ZM214 218L217 219L216 217H214ZM214 218H212V219H214ZM79 219H81V218H79ZM233 219L235 220L234 222L231 221ZM242 219H244V220L241 221ZM188 220H189V223H187ZM218 220H219V218H218ZM84 221H85V219H84ZM213 221H215V220H213ZM213 221H211V222H213ZM237 221H239V222H237ZM202 222H203V220H202ZM202 222H200V224H202ZM208 222H209V220H208ZM219 222H221V221L219 220ZM242 222L243 223L246 222V223L243 224ZM247 222H248V224H247ZM137 223H135V224H137ZM143 223L144 222H142V223L140 222V224H143ZM205 223H206L205 226H207V221ZM217 223L218 222H216L215 224H217ZM235 223H236V225H235ZM238 223H240L242 225V227ZM88 224H90L92 226H90ZM96 224H97V227H96ZM193 224H196V225H193ZM203 225L204 224H202L201 226H203ZM210 225L211 224H209L208 226H210ZM224 226H225V224L223 225V227ZM110 227L112 229H110ZM216 227L218 229L220 226H216ZM147 228H146V230H147ZM215 228L213 225L211 227L210 231L212 229H215ZM224 228H222V230H224ZM217 229H215V230L217 231ZM126 230H127V232H126ZM131 230H133V229H131ZM215 230H212L211 234H214L213 231H215ZM216 231H215L214 236H216V234H219L222 232L220 228L218 231H221V232H218V231L216 232ZM96 232L97 233L99 232L100 236H99V233H98V235L95 234ZM133 232H134V230H133ZM137 233L138 232H136L135 234H137ZM166 233H169V234H167V235H169V238H167L168 236L166 235ZM170 233L172 234L171 236H170ZM126 234H127V236H126ZM211 234H209V235H211ZM140 235H142V234H140ZM159 235H160V238H158ZM164 235H165V237H163ZM192 235H194V236H192ZM124 236H126V238L131 236L133 238L134 242L131 244L130 242H132V241L128 240L129 241L128 242L127 239L124 238ZM189 237H191L192 240L194 239L190 243L187 242L188 240L190 241ZM123 238L126 240H123ZM107 239H108V241L111 240V242H108ZM128 239H130V238H128ZM153 239H154V241H153ZM159 239L160 240L162 239L160 241V244L157 242ZM208 239H209V241H208ZM215 239H217V238H215ZM126 241L128 243H126ZM164 241L165 242L167 241L170 243L169 247L167 248L168 250L165 249V247H163V246L166 244H169V243L166 242V244H165ZM200 241H201V243H200ZM202 241H203V245L205 244L204 247L207 246V247H205V250H204V247H202ZM212 241H213V239H212ZM219 241H220V239L217 241L218 245H219ZM121 242L122 243L124 242L123 245ZM148 242H150V243H148ZM155 242L158 243V244H156L157 247L155 246ZM162 242H163V245L161 246ZM220 242H222V241H220ZM223 242L225 243L226 241H223ZM234 242H235V239H234V241H232V245H230L231 242L228 245H230V246L236 245V244L233 245ZM188 243L191 246L188 245ZM212 243L213 244H211V246L217 244V243L214 244V242H212ZM227 243H226V246L223 245L220 249H223V247L225 246L227 249L225 251L227 252L229 250V247H230L227 245ZM149 244H151V246H149ZM186 244L188 247L186 246ZM220 245H222V244H220ZM153 246H155L156 248ZM200 246H201V249H199V250L196 249V248H200ZM148 247H151L153 249H150ZM161 247H162V249L164 248V251L165 250L167 251V252L165 251V253H167V255L169 252L171 254H169L168 256L164 255L165 253H163L164 251L161 249ZM185 247L188 249L189 248L191 249V250H188L190 254L187 253L188 252L187 249H184ZM214 247L217 248L218 246H214ZM147 248H148V250H147ZM154 248L156 250H158L157 248H159L160 253H159V251L158 252L156 251V253H154V250H155ZM202 248L204 251L202 250ZM235 248H237V246H235ZM169 249L171 251H169ZM212 249H215V248H212ZM220 249L218 248V251H220ZM232 249H230L231 253H228V254H232ZM239 249H238V251H239ZM207 250H210V251L208 252ZM151 251H152V253H151ZM161 251H162V254H161ZM184 251H185L186 255H188V256H186L185 253H183ZM202 251H203V253H202ZM214 252H216V251H214ZM235 252H237L236 249L233 253L235 254ZM176 254H178V255H176ZM180 254H181V256H183V255L184 256L181 258L179 256ZM203 254H205V256ZM214 254L215 253H213L212 256H214L216 258V256ZM223 254H224V252H223ZM170 255H172V256L170 257ZM190 255L192 258L190 257ZM202 255H203V257H202ZM177 256L179 257V259L177 258ZM224 256H225L224 258H226V254ZM229 256H227V257H229ZM172 257H174V259ZM186 258H187V260H186ZM213 258L211 257L210 259H212V261H214L215 258L214 259ZM220 258L224 259L221 255H220ZM231 258H232V256H230V258H229L230 264L232 262ZM189 259H190V261H189ZM201 260H204V261L200 262ZM218 260H220V259H218ZM218 260H215L216 263L215 262L214 263L218 264L217 263ZM175 261L178 263H176ZM212 261H211V263H213ZM208 262H209V260H208ZM225 262H228L226 264H229L228 260H226ZM225 262H224V264H225Z\"/></svg>",
  "mask_w": 264,
  "mask_h": 264
},
{
  "label": "rangeland",
  "instance_id": "rangeland-1",
  "mask_svg": "<svg viewBox=\"0 0 264 264\" xmlns=\"http://www.w3.org/2000/svg\"><path fill=\"white\" fill-rule=\"evenodd\" d=\"M4 1V0H3ZM7 1V0H6ZM12 4H14V6L12 5V4H7V7L6 8H8V9H5L6 11H7V16H9V17H13V18H16V19H20V18H25V19H29V20H31V21H33V22H40V21H48V22H50L51 24H58V25H62L66 30H67V32L69 33V34H71V35H81L82 37H83V35H85V37H87V35H88V33L90 34H92L93 35V37L95 36L97 39L99 38H107V40H111V39H116V40H129V39H135L136 40V38L137 37H139V35H143V32H146V28L148 27V26H150L149 24H148V22L150 23V21H151V19H152V17H153V14H152V12L153 11H155V14H157L156 13V11L157 10H155V8L154 7H157V5H163V4H165L166 2L168 3L169 1L167 0H165L164 1V3H162L163 2V0H162V2H161V0H151L152 1V4L149 6V3L148 2H146V0H120L119 2H121V3H119L118 2V4H119V6L118 7H120V5H121V7L123 8H121V10L118 12L119 14H115V15H113L115 18L113 19V22L115 21V24L112 26L111 24L110 25H108L107 26V30H106V26L105 27H103V28H101V26L99 27L98 25L95 27V24H97L96 22L97 21H95V17H93L92 15H86L87 13L84 11V10H81L80 9V11H82L83 13H81L80 12V14H82V15H80V14H73L71 11L73 10V11H75L76 9H77V6L78 5H75V3H74V5L76 6V7H74V9H72L70 12L69 11H67V9H70V6L71 5H73V3H70V1L69 0H29V1H25V0H13V1H11V0H9ZM16 1V2H15ZM78 1V0H77ZM108 1V0H107ZM114 1V0H113ZM112 1V4H115V1L113 2ZM147 1H149V0H147ZM171 1V0H170ZM15 2V3H14ZM109 2H111L110 0H109ZM246 2H248V1H246ZM7 3V2H6ZM9 3V2H8ZM16 3H18L20 6H21V8H20V6L18 5V4H16ZM148 4V6H149V8H148V6H147V4ZM158 3V4H157ZM159 3H161V4H159ZM107 4H109L108 2H107ZM116 4H117V0H116ZM117 4V5H118ZM243 4L245 5H247V3H244L243 2ZM243 4H242V6H241V8L243 7ZM102 5V4H101ZM246 5L241 9L240 7H237V9H236V12H238V11H240L241 13H238V16H236L237 15V13L235 12V16L234 17H236L235 18V23H234V19L230 22V18H229V16L230 15H227V14H225V16H228V17H226V19L227 20H229V21H226V22H224L225 21V19H224V14L222 15V14H220V15H222V18H221V20H220V22L222 23V25H220V26H222V28H223V23H225V27L224 28H227V29H225V32H226V30H228V31H230V33H229V35L230 36H228L229 38H231L232 39V36H233V38H234V40H232V46H231V48L234 46V50H236V47H237V49H238V51H239V55L241 54V53H243L242 51H244V50H242L243 48H246L248 51H246V52H248V53H250L249 51H251V52H253V53H256V52H261V53H259V55L260 54H262V56H264L263 55V52H264V31H260V34H259V31L258 32H256L257 30H258V28H256L257 26L259 27V28H261V30H262V27H260L261 25L264 27V23L262 22V18L264 17V16H262V18H259V19H261V21H260V23H261V25L259 26V24H258V22H259V19L257 20V17H259L260 16V11H262V8H264L263 6H262V8H261V10L259 11V9L257 8V7H259L258 5H256V4H254V6H257V7H254V6H252L253 8H251L252 10H254L255 8V10H254V12L255 13H259V16H257V15H255L254 13H253V11H251L252 12V14H250V13H248L250 10H246V12H244L243 11V9L246 7ZM10 6V7H9ZM20 8V9H18V7ZM60 6H64V7H66V8H64V11H65V9H66V11L67 12H61V11H59L58 10V8H60ZM98 6H100V5H98ZM160 6H158L156 9H158ZM208 6V5H207ZM206 6V7H207ZM240 6V5H239ZM247 6H249V4L247 5ZM251 6V5H250ZM249 6V7H250ZM97 7V6H96ZM101 7V6H100ZM204 7V6H203ZM205 7V8H206ZM76 8V9H75ZM80 8V7H79ZM99 8V7H98ZM199 8V7H198ZM198 8H196V10H198ZM202 8V7H201ZM208 8L210 9H207L208 10V12H210V14L208 13L207 15L209 16V17H213L214 16V14H213V10L215 9V7L213 6L212 7V9L210 8V6H208ZM239 8V9H238ZM248 8V7H247ZM25 11V14H21L20 12H23V10ZM28 10V11H26V10ZM206 9H204V10H206ZM258 9V11L256 12V10ZM3 10H4V8H3ZM4 10V13H2V14H5V11ZM20 10V11H19ZM78 10V9H77ZM77 10H76V12H77ZM159 10V9H158ZM184 10H187V9H184ZM202 11L203 9H199V11ZM204 10L202 11V14L204 15ZM216 11H218L217 9H216ZM215 11V12H216ZM223 11V10H222ZM221 11V12H222ZM85 12V13H84ZM120 12H121V15H120ZM124 12V14H122ZM184 12H188V10L187 11H184ZM194 12V11H193ZM192 12V10H191V13H192V15L193 14H195L196 15V11L193 13ZM204 12V13H203ZM263 13H264V11H262ZM117 13V12H116ZM189 13V12H188ZM191 13H189V14H191ZM200 14H201V12H199ZM198 12H197V15L199 14ZM206 13H207V11H206ZM213 15H212V14ZM219 13H220V10H219ZM219 13H217L216 12V14H219ZM248 13V14H247ZM5 14V15H6ZM85 14V15H84ZM126 14V15H125ZM152 14V15H151ZM185 14V13H184ZM188 14V15H189ZM201 14V15H202ZM262 14V13H261ZM86 16L87 17V19H85V21L86 20H88L89 22H91L92 21V23L94 24H92V23H90V25L92 24V26H93V29L91 28V26H90V29L91 30H89V26H88V23L89 22H87V24H86V22L84 21V19H83V17L84 16ZM119 15V16H118ZM200 15V17H202ZM206 14L204 15L205 17L207 16ZM210 15H212V16H210ZM262 15H264V14H262ZM91 16V17H90ZM130 17L132 20H133V18H134V20L135 19H139V21L141 22L140 23V25H138V27H135V26H133V24H132V22H131V25H128V26H130V27H126V26H116V23L119 21L118 19H120L121 18V20L123 19V17ZM151 16V17H150ZM154 16H156V15H154ZM185 16H187V14L185 15ZM190 16L191 15H189V17L188 18H190ZM194 16V15H193ZM207 16V17H208ZM216 16V15H215ZM257 16V17H256ZM199 17V15L198 16H196L194 19H193V21H196L197 19H199L198 18ZM201 18L202 19V21L204 20V19H206V18ZM217 17V16H216ZM218 17H221V16H219L218 15ZM234 17H232V15H231V18H234ZM91 19V20H89V19ZM129 18V19H130ZM151 18V19H150ZM180 18H181V16H180ZM180 18H179V20H180ZM183 18H184V20H186L185 19V17L183 16ZM192 18V17H191ZM95 21V22H93V20ZM128 19V18H127ZM154 19V18H153ZM152 19V21H151V23L154 21ZM210 19V18H209ZM213 19V18H212ZM216 19V18H215ZM264 19V18H263ZM126 20V19H125ZM177 20V19H176ZM182 20V19H181ZM181 20H180V22H181ZM190 21H187V22H190V23H187L186 21V23L185 22H183V20H182V22L183 23H185V24H180L179 23V21H178V23H179V25H180V27H179V25H178V27H179V29H177L178 27L176 26V25H174V26H176L175 27V30H174V28H173V30H174V33H173V35H175V37L173 36V38H174V43H177V45L179 44V45H184V43L186 44H189L190 45V42H192L191 44L193 45V43H195L196 42V40H197V38H200V35L201 34H203V38H201L200 40L202 41V39L204 40L205 38H204V36H205V34H212L214 37L215 36H218V37H215L217 40H221V38L220 37H222V39H224V38H226V37H224L223 35H226V33H224L222 36H219V35H216V34H218L219 32H215V30L217 29L216 27H217V25L215 26V24L214 23H217V21L215 22V20H214V23H211V21L209 22V20L208 19H206V20H208L207 22H209V23H211V24H209L208 23V25L206 24H203V26H205V27H203V28H200L198 25H197V23H195V22H193L191 19H189ZM205 20V21H206ZM216 20H219V18L218 19H216ZM222 20H224L223 22H222ZM129 21H131V20H129ZM136 21V20H135ZM135 21H133V23L135 22ZM192 21V22H191ZM201 21V22H202ZM205 21H203L204 23H205ZM258 21V22H257ZM264 21V20H263ZM122 22H124V20L122 21ZM122 22L120 23V25H123L122 24ZM128 22V21H127ZM126 22V23H127ZM137 22H138V20H137ZM137 22H136V25H137ZM202 22V23H203ZM206 22V23H207ZM213 22V21H212ZM219 22V21H218ZM236 22L239 24V23H241L242 24V27L245 25L246 27H247V29L245 28V26H244V28H242L241 29V31L243 30V32H241V31H239L238 29H240L239 27L241 26V24H239V25H237L236 24ZM119 23V22H118ZM139 23V22H138ZM175 23H176V21H175ZM174 23V24H175ZM194 23V24H193ZM128 24V23H127ZM130 24V23H129ZM153 24V23H152ZM152 24H151V26H152ZM199 24H200V22H199ZM218 24V23H217ZM58 25H56V26H58ZM117 25H119V24H117ZM148 25V26H147ZM171 25V24H170ZM197 25V26H196ZM196 26V27H195ZM200 26H201V24H200ZM95 27V28H94ZM115 27H117V28H115ZM124 27H126V28H124ZM153 27V26H152ZM171 27H173V25H171L170 26V28ZM238 27V28H237ZM87 28H88V30L89 31H91V32H89L88 30H87ZM105 28V29H104ZM169 28V27H168ZM170 28H169V30H170ZM199 28V29H198ZM216 28V29H215ZM222 28H221V30H220V32H222ZM257 30H256V29ZM149 29H150V27H149ZM149 29H147V33H148V30ZM191 29H192V31H191ZM217 29V30H218ZM246 29V30H245ZM85 30H87L88 32H85ZM145 30V31H144ZM264 30V29H263ZM149 32H150V30H149ZM172 32V31H171ZM186 32V33H185ZM191 34H190V33ZM214 32L216 33L215 35H214ZM231 32H232V34H231ZM240 32H241V35H243V37H241L240 36ZM86 33H87V35H86ZM168 33V32H167ZM243 33V34H242ZM246 33V34H245ZM262 33H263V35H262ZM170 34H172V33H170L169 32V35ZM188 35L187 36V38L186 37H184V35ZM190 34V35H189ZM147 35V34H146ZM149 35V34H148ZM148 35H147V37H148ZM168 35V34H167ZM185 35V36H186ZM90 36V35H89ZM196 36H199V37H196ZM207 36V35H206ZM80 37V36H79ZM140 37H143V36H140ZM139 37V38H140ZM144 37H145V35H144ZM168 37V36H167ZM184 37V38H183ZM209 37V36H208ZM208 37H207V40H209V39H211L212 37L210 36V38L208 39ZM224 37V38H223ZM235 37H237L236 39H235ZM146 38V37H145ZM173 38H171V42L169 43V44H167L166 43V45H162V46H160V48L162 47L163 48V52H162V48L160 49V51H161V53H160V51H154V52H156V56L154 57L155 59V61L157 62V63H159V62H161L162 63V65H164V60H163V58H164V55H168V56H170V53L169 54H163L162 55V53H164V47L165 46H167V45H169L170 46V44L171 43H173ZM196 38V39H195ZM215 38H213V39H215ZM220 38V39H219ZM241 38V39H240ZM142 39V38H141ZM139 40V39H137L136 41L139 43L140 41H142V40ZM169 39H170V36H169ZM185 39H186V41H185ZM192 39H193V41H192ZM195 39V40H194ZM238 39H240L239 41H238ZM251 39V40H250ZM134 40V41H135ZM145 40H149V38H147V39H145ZM187 40H188V42H187ZM206 40V39H205ZM253 40V41H252ZM150 41V40H149ZM176 41V42H175ZM235 41H237V42H235ZM244 41V42H243ZM129 42H133V40L132 41H129ZM136 42V43H137ZM146 42H148V41H146ZM184 42V43H183ZM199 42V41H198ZM195 43V44H198L199 45V43ZM235 42V43H234ZM248 42H250L249 44H248ZM252 42H253V45H251L252 44ZM187 44H186V46H187ZM255 44V45H254ZM250 45H251V48H250ZM169 46H167V48L169 47ZM175 46H176V44H175ZM193 46H195V45H193ZM193 46H191V47H193ZM253 46H256V47H253ZM159 46H157V48H158ZM174 47V46H173ZM180 47V46H179ZM205 46H202L201 44H200V48L198 47H196L197 48V51H195L194 49V53H197V54H195V56H194V53H193V50L191 49L190 50V52H192V54H193V56H192V58L190 59L189 58V56H186L187 55V53L188 52H185V56L186 57H188V59L187 60H184V61H182V53H181V56H180V53H178V58H179V60L181 61V63H179L178 62V59H176V57H174L172 54V56H173V60H170V61H168L169 63L170 62H175V64L174 65H176V68H175V66L173 67L174 68V71H173V69L171 68L172 66H173V63H171L172 64V66L171 65H168V62H166L165 64L166 65H168V66H170V67H168L167 66V68H169V70H168V72L165 70V68H166V66H164V68L162 69L161 68V66L162 65H160L161 63H159V64H155V61L154 62H151V63H154L156 66L158 65H160V67H159V70H157V68H158V66L156 67V70H155V67H154V70H153V68H150V67H146L145 66V68H144V64H148V63H144L143 65L142 64H140L141 66H143V68L140 66L139 68H141V69H139L140 71H137V73H135V71H134V75L130 78V79H132V80H130V81H132L131 83H132V85L133 86H135L134 87V89H136L135 91H134V89L132 90V92L130 91L129 92V90H126V93L128 92V93H130L129 95L127 94L126 95V93H124V95L125 96H127V98H129V99H127L126 101H124L125 103V105L123 104V107H125V106H127L126 105V102L128 101V103H129V101H130V106H134L133 105V103L135 104L136 103V105L134 106V107H136V106H138V107H140L139 109H140V111H139V109L137 110V111H139L138 113H140V114H138V116L140 115V117H139V120L141 119L142 121H141V123H142V128L144 129V132H146L147 131V135H154L155 133L154 132H156L157 133V131L159 132V133H161V131H162V128L161 129H158L157 127H159L158 126V122L160 121V117H158V116H160V114L159 113H162V111H167V110H165V109H169V108H171L172 106H177L178 105V107L180 106V107H188V106H190L191 104H193V103H195V104H198V106L200 105H202L201 107H202V110L204 109V107H206L205 108V115H206V117H205V115H204V117L208 120H206V122L207 123H205L206 124V126H207V128L205 127V126H203V127H205L206 129H208V131L206 132V134L207 135H209L210 137H212L211 135H215V134H217V136L219 135V134H221V131L223 132V129L224 128H226L227 126H229V124L234 120V119H236V121L234 122V123H236L237 121H240L241 120V115L244 117V111H246V108L245 107H243V106H241V103L243 102H238V101H240V100H237V99H233V100H231V99H221L220 100V103H218L217 101H219V100H217V101H215L214 100V98L213 97H216V96H214V94H215V90H217V88H218V86H217V81H216V79H217V75H218V77H219V73H221L222 72V70H223V68H220L222 65H223V63H221L222 62V59H221V56L219 57V55L221 54L220 52H218L217 51V53H220V54H218V57L220 58H218V57H216L217 56V54H216V52H214V50L212 51V49H210L209 48V50L207 49V47H206V49H203ZM176 48H177V46H176ZM181 49H182V47H180ZM187 48H190V46L188 47L187 46ZM203 50H202V49ZM239 48H240V50H242V51H240L239 50ZM242 48V49H241ZM254 49L256 52H254V50L252 51V50H249V49ZM156 49V48H155ZM166 49V48H165ZM169 49V48H168ZM201 51H200V50ZM233 49V48H232ZM231 49V51L233 52L234 50H232ZM187 51L189 50V49H186ZM205 50V51H204ZM208 50V51H207ZM211 50V51H210ZM261 50V51H260ZM178 51V50H177ZM182 51H185L184 49L182 50ZM207 51V52H206ZM238 51H236V52H238ZM157 52H158V54H157ZM181 52V51H180ZM189 52V54L188 55H190L191 53ZM211 52H213V53H211ZM235 52V51H234ZM173 54L175 53L174 51L172 52ZM245 53V52H244ZM191 54V55H192ZM211 54H216L215 55V57L213 56V55H211ZM228 54V53H227ZM232 54H234V53H232ZM232 54L230 55V53L228 54L229 55V59H231L232 58ZM257 54V53H256ZM155 55V54H154ZM174 55H176V53L174 54ZM183 55V56H184ZM190 55V56H191ZM258 55V54H257ZM162 56H163V58H162ZM172 56L170 57V58H168V59H171L172 58ZM181 57V58H180ZM233 57H234V55H233ZM183 58H185V57H183ZM217 58V59H216ZM236 58H238L237 57V55H236ZM236 58H233V60L232 61H234L233 63L234 64H231V65H235L236 66V71H238V72H240L241 70H239V67L240 68H243V67H241V65H243V64H240L241 62H242V60L241 61H239L238 62V60L236 59ZM152 59H153V55H152ZM151 59V60H152ZM162 59V60H161ZM174 59H175V61H174ZM159 60V61H158ZM176 60H177V64H176ZM239 60H240V58H239ZM257 61L259 60V59H256ZM255 60V61H256ZM190 61V62H189ZM232 61L230 60V62L232 63ZM255 61H254V63H255ZM256 61V62H257ZM260 61V60H259ZM189 62V63H188ZM238 65H237V64ZM260 63H261V61H260ZM153 64V65H154ZM184 64V65H183ZM256 64H259L258 62L256 63ZM99 65V64H98ZM221 65V66H220ZM240 65V66H239ZM95 66H96V68H99L100 67V65H99V67L95 64ZM148 66V65H147ZM247 66H249V65H247ZM258 66H260V65H258ZM102 67V66H101ZM100 67V68H101ZM153 67V66H152ZM163 67V66H162ZM233 67V69H235L234 68V66H232ZM100 68L98 69V70H100ZM106 68V67H105ZM161 68V69H160ZM172 70H171V69ZM244 68H245V66H244ZM243 68V69H244ZM104 68L102 67V71H104L103 70ZM109 69V65L107 66V70ZM222 69V70H221ZM96 71H97V69H96ZM101 71V70H100ZM243 71H245V70H243ZM242 71V72H243ZM237 72V73H238ZM98 73V72H97ZM241 73V72H240ZM5 72L3 71L2 72V75L3 76H5ZM8 74V73H7ZM243 74V73H242ZM241 74V75H242ZM128 84H130V82L128 83ZM188 84L191 86H188ZM131 85V86H132ZM127 86H130V85H127ZM131 86L128 88L127 87V89H130L131 88ZM132 86V87H133ZM242 86H244V85H242ZM190 87V88H189ZM246 90V88L244 87L243 88V90ZM244 93H245V91H244ZM131 95V96H130ZM125 99H126V97H124ZM59 102V104H60V101H58ZM119 102L121 103V104H119V107L122 105V100L120 101L119 100ZM118 102V103H119ZM197 102V103H196ZM132 103V104H131ZM58 103H57V108H56V106H55V108L56 109H54V111H53V113H51L52 114V116L51 117H54L55 119H53V118H51V119H49L47 122L49 123V121L51 120V123H49V125H48V123H47V125H44V123H42V122H40V121H38V120H35L34 118V120H32V119H30V124L32 123V127H34V128H31V130L30 131H32V130H34V132L32 133V132H30V134L31 135H29V137H28V139H27V141H28V143H27V145L28 146H30V147H28L27 145H24L25 143H23L22 142V144L24 145V147H20V146H17V145H20L21 144V142H19L18 144H16V145H14V147L15 146H17L15 149H18L20 152H22V150H23V152L24 151H26V154H27V152L29 153L28 155H30V156H28V157H30L31 159H32V162H31V160H30V158H28L27 157V155L26 154H24V155H26L25 157H24V160L26 159V157H27V160H29L28 162L30 163L31 162V164L30 165H28V166H26L27 165V163H26V165H24V166H26V167H23L22 166V164H20L21 162H20V160H22L23 159V157L21 156L22 154H23V152L22 153H19V154H21V155H19V156H21L22 157V159L20 158V160L19 161H16V160H14L13 161V159H9V160H12L13 162L12 163H14V165L16 166V162H17V167L19 166V164L21 165V166H19V167H23V168H18V169H14L16 172H13L14 170L12 169V171L10 172V173H8V171H7V173H5V171L3 170V172L5 173H2V171H1V168H0V172H1V174H0V182H2L3 183V186H2V184L0 185V187L1 188H3L4 186H6V184H7V188L8 187H10L9 189H10V191H11V187H12V191H14V189H15V191H16V188L18 187V185H19V183H20V187L18 188V194H20V193H22L23 191H21V190H23V187H25L24 188V190L25 191H27V192H25V194L26 193H28L30 190H29V188H26V187H28L27 185H22L21 186V184L24 182L23 180H27L28 179V181H30L32 178L34 179H36V180H38V179H42L43 178V176L45 175H43V172H44V169H46L45 167H46V165L50 162V160L51 159H49V160H46V159H48V157L45 159V157L47 156V154L48 153H46L45 151L46 150H50V154H53V156L51 155V158H55L56 156H54L55 154H56V151L55 150H57V154H59L60 152L62 153L63 151H70L69 149L71 148L70 146H69V144L71 145V146H73L74 144L73 143H75L76 142V140H77V138H79V136L78 135H80L81 134V131L84 129L83 128V126L81 125L82 123L80 122L81 120L78 118V116L76 117V115L74 114L75 112H72L74 115H72L73 117H71L70 119L69 118H67V117H65L64 116V111H62V109L60 108L61 106H62V108H63V103H61L60 105H59ZM117 104V103H116ZM139 104V105H138ZM243 104V103H242ZM118 105V104H117ZM117 107V106H116ZM122 106H121V108H120V110H122V108H123ZM129 107V106H128ZM138 107H136V108H138ZM115 108V107H114ZM118 108V107H117ZM116 108V109H117ZM243 108H245V109H243ZM58 109V110H57ZM164 109V110H163ZM119 110V108H118V112H115L116 114V116H117V114L119 113V112H121ZM125 109H123V111H124ZM224 110H227L226 112H228L229 110L231 111V113L230 114H233V115H231V116H233V120H231V118L229 119V117L227 116L226 117V115L225 114H227L226 112H225V114H224ZM243 110V111H242ZM257 111H258V109H256ZM255 110V111H256ZM1 111V110H0ZM59 111V112H58ZM259 112H260V110H259ZM259 112H257V113H259ZM56 113V115L54 116V114ZM111 113H113V112H111ZM111 113L109 114L108 113V118H109V115H111ZM256 113V112H255ZM255 113H254V115H255ZM256 113V114H257ZM1 114L2 113H0V116H1ZM58 114V115H57ZM114 114V113H113ZM112 114V115H113ZM119 114H121V113H119ZM118 114V119H120V117L122 116H120ZM62 115L65 117V118H62ZM78 115V114H77ZM114 115V120L113 119H111V117L109 118V119H111L110 121H114L113 122V125L110 123L109 124V126L111 127V128H109V129H111V130H108V129H105L106 128V126L108 125H106L105 127H104V131L103 132H101L102 133V135H101V133L100 134H98L100 137H102L101 139L99 138V136L97 135V140L96 141H98L97 143H98V146H100L99 148L100 149H98V148H96L97 146H93V148H90L91 146H89L88 145V143L87 144H84L85 146L83 147V145H82V148H84L83 150H79V149H77L76 150V152L74 153L73 151L74 150H71L75 155H76V153H77V151H79L78 153H77V155L80 157V160H82V161H79V159H78V157L76 158V156L75 155H73V156H75L74 158H76V163H77V161H78V164H77V167L79 166L80 167V165L82 166V164L81 163H83V167H80L79 169H76V171L77 170H79L78 172H80V173H78L79 175H81V173L83 172V177H87L88 176V178H90V179H92V178H94V176L93 175H95V177L96 178H99V180L98 179H96V181L98 180L99 182L101 181V179H102V182L104 181V180H107V181H104V183H102V185H100V187L102 186H104V184L105 185H107V189H106V191L104 190L105 188H106V186H104V188H103V190H104V194H106V192H107V190H109L107 193L109 194V195H112L111 193H112V191H113V196H112V199L110 198V201H108L109 203H113L114 204V206H110L111 204H109L108 202H106V201H103V200H101L100 201V199H98V198H96L97 196H96V194H94L95 192H97L98 190H96V191H94V189L93 188H91V189H93L91 192L90 191H86V192H84V193H82L81 191H80V193H82V194H84V198H86V196L88 195V194H86L87 192H89L90 193V196L92 195V192L94 191V193H93V197H91V198H88V197H90L89 195H88V197H87V199L90 201H88L87 199H84L83 197H82V195H80V193H77V195L79 194L81 197H79L82 201H83V203H80V202H77V199L76 200H71L70 201V199H65L66 198V196H67V194L65 195V194H63V199H62V197L60 196L63 192V190L67 187L66 185H64L62 182V184L64 185V187H62L59 183L57 184V186H58V188L60 187V190H61V193H60V195H59V193H58V197H59V201H58V199L56 200V198H57V196H55L56 198L55 199H53L54 197H53V195H52V197L50 196V195H48V193H50V190L52 189H50L49 191H46L45 192V190L46 189H44V193H41V192H34V194H33V196H35V193H36V195H37V193L39 194V193H41L42 195L43 194H45V196L47 195V196H49L48 198L49 199H52L54 202H55V205H56V209H55V211L57 210L58 212H59V210H60V213H63V211H64V213L66 214V212H71V215L73 216L74 214V216H73V218H77L78 220H79V222H81V220H82V223H86V221L88 220V221H90V223H97V224H102V226H106V224L107 225H109V226H113L114 228H116V230L118 231V228H119V231L122 229V228H127V227H129L127 230H129L130 228L131 229H133L134 230V232H133V230H131L130 229V232H128L129 233V235L131 234V236L135 239V238H137V239H135L136 240V242H137V240L139 241V239L142 237V239H140V241L139 242H141V241H145L144 239L146 238L147 239V237H152V236H154V233H153V235L152 236H150L149 234L147 235V233H146V231L149 233V231H148V229L150 228V226L148 227V226H146V224L148 225L149 223H146V222H150L151 220H153L154 221V219L156 220L157 218H156V216L157 215H160V214H155V212L156 213H158V212H160V213H166V215H165V213L164 214H161L160 216H162L161 218L163 219V216L164 217H167L168 215H171V217H173L174 219L175 218H178L177 220H179V216L181 215L182 216V214H183V208H181V210L179 209V208H176L175 210H173L174 212H175V214L177 213V209H179L180 210V212L182 211V214H180L179 212L177 213V216L178 217H174L173 216V214L171 213V212H173V211H171L172 209H174V207L173 206H175V205H173V202L176 204L177 202H176V199H177V197H179V196H181V195H179L180 193H182V190H183V194H184V189H182V186H181V184L183 183L182 182V180H183V178L182 177H184V176H181V175H185L186 174V172H188V171H186V170H184V169H186V167H188V165H189V162L192 160L190 157H192V156H190L191 155V153H190V155L188 156L187 154L189 153V151H188V153H185V155H186V158H187V160L185 159V161L186 162H188L190 159V161L188 162V164H187V166L185 167V162H183V161H181V160H184V159H182L183 158V155L182 156H180V157H182V158H180V157H178L179 159H181V160H179L178 158V163L176 162L177 160H173V162L171 163L172 165H171V168L173 169V167L172 166H174L173 165V163L175 164V163H177V164H175V170L176 169H179V168H181V169H183L182 170V173H180L181 172V169H179L178 171H179V173L177 172V170H176V172H177V174L178 175H175V179H176V183L178 184H176L175 183V181L173 182L172 180H175V179H173L172 177L174 176V171L172 170V172H171V170H170V173H172L171 175H172V177H171V175L170 174H167V176H170L171 177V179L172 180H170V178L169 177H167V176H165V178H168V179H165L163 182H162V184H158L159 185V187H155V188H158V190H152V191H154V194L157 192V194H153V193H151L150 191H149V189H150V187L151 186H149L150 184H152V182H151V180L148 178L147 179V176L145 175V173L143 172V170L142 169H144L143 168V162H144V160L145 159H143L144 158V156H150V155H152L155 151H156V149H157V144L154 142H151V141H153V140H151L150 138H148V139H146V137H143V136H141V137H139L140 138V141L142 140V137L143 138H145L144 140H145V142H144V140H142L140 143H138V141H137V143H138V147H137V144L136 145H134L135 147H137L138 149H140V150H137V148H135V147H130V148H128V150H133V151H131V152H126V153H124V154H126V157H127V159L129 160H127L125 157H124V154H121V155H119V146L122 144V146H123V142L121 141L122 139H124V138H121V135H122V137L124 136V134L126 135V130H127V126H128V124H129V122H127V123H125V125H124V122H125V120H126V118L127 117H121V119L122 118H124V119H122V120H124V121H118V120H115V119H117L116 118V116ZM225 115V116H224ZM228 115V114H227ZM252 116L251 117V119L253 120V117H255V116ZM258 115H260V113L258 114ZM56 116H57V118H56ZM59 116V117H58ZM209 116V117H208ZM230 116V117H231ZM257 116V115H256ZM3 117V116H2ZM75 117V119H73ZM208 117V118H207ZM226 117V118H225ZM0 119H1V117H0ZM54 121H53V120ZM65 119H66V121H65ZM128 119V118H127ZM229 119V120H228ZM238 119V120H237ZM255 119V118H254ZM257 121H261L260 119H259V117L257 116ZM259 119V120H258ZM2 120V119H1ZM69 120V121H68ZM56 121V122H55ZM74 121V122H73ZM231 121V122H230ZM254 121H256V120H254ZM1 122V121H0ZM38 122H40V124L38 125V124H36V123H38ZM60 122V123H59ZM61 122H62V124L63 125H61ZM66 122V123H65ZM120 122L121 123H123L122 125H120V126H122V127H125L126 128V130L125 131H122V132H120V134H119V128H118V131H115V132H117L118 134H119V136L117 137H115V135H117V134H115V132H112V130L113 129H115L119 124H120ZM44 125H42V124ZM45 123V124H46ZM229 123V124H228ZM253 124V122L251 121L249 124ZM1 124V123H0ZM58 124H59V128H58ZM209 124V125H208ZM224 124V125H223ZM226 124H228L227 126H226ZM231 124H233V123H231ZM248 124V125H249ZM254 124H255V122H254ZM41 125V126H40ZM64 125H66V126H64ZM222 125V126H221ZM61 126V127H60ZM108 126V127H109ZM112 126L114 127V128H112ZM120 126H118V127H120ZM168 126V125H167ZM170 126V125H169ZM209 126V127H208ZM2 127V126H1ZM55 127H56V129H55ZM80 127H82L83 129H81ZM107 127V128H108ZM122 127H120V128H122ZM220 127H221V130H219L220 129ZM222 127H223V129H222ZM46 128H48V129H46ZM49 128H50V130H49ZM160 128V127H159ZM248 128H249V126H248ZM247 128V129H248ZM264 128V125H263V127H262V129ZM81 129V130H80ZM165 129H169L170 131H171V127L170 128H165ZM164 128H163V132L165 131H168L167 132V134H169L170 133V131L169 130H165ZM0 130H1V128H0ZM124 130V129H123ZM157 130V131H156ZM161 130V131H160ZM205 130V129H204ZM264 130V129H263ZM3 131H4V128H3ZM74 131V132H73ZM107 133H106V132ZM172 131L174 132V128L172 129ZM248 131H249V129H248ZM47 132V133H46ZM79 132H80V134H79ZM109 132H110V134H109ZM114 133L115 135H113L112 136V133ZM124 132V133H123ZM161 133V135L159 134L158 135V139H160L159 141H161L162 139H161V137L159 138V136H162V134H164L165 135V132L164 133ZM263 132V131H262ZM149 133V134H148ZM1 134V133H0ZM245 134V133H244ZM3 135V134H2ZM162 136V138H164V139H166V136ZM249 135V134H248ZM33 136V137H32ZM73 136H74V138H73ZM76 136V137H75ZM170 136V135H169ZM169 136H167V138L169 137ZM216 136V135H215ZM244 136V135H243ZM247 135L245 134V137H246ZM1 137V136H0ZM2 137H4V136H2ZM106 137H108L109 138V141H110V138H111V141L110 142H107L108 141V139H106ZM112 137H115V138H118L117 140L115 139V138H113V139H115L114 140V142H116V143H114L113 141H112ZM188 137V136H187ZM185 138V139H187V140H185V142L187 143L188 141H189V143H190V140H188V138ZM193 137V136H192ZM214 137V136H213ZM245 137H243V139L245 138ZM104 138V139H103ZM1 139V138H0ZM30 139H32V140H30ZM101 141L100 143H99V140ZM126 139L127 138H125L124 140L126 141ZM162 140L163 142L165 141V143H163V142H160V144H167L168 143V140L166 139V140ZM169 139V138H168ZM190 139V138H189ZM242 139V140H243ZM246 139V138H245ZM72 140H74V142L72 141ZM103 140H105L104 141V144H106V143H108L107 144V146L106 145H104V144H101V143H103ZM123 140V141H124ZM139 140V139H138ZM191 140H192V138H191ZM6 141V140H5ZM5 141H3L2 140V142H0V143H2L3 144V142H5ZM8 141V140H7ZM32 141V142H31ZM119 143H118V142ZM193 141V140H192ZM191 141V142H192ZM229 141H232L231 139L229 140ZM234 141V140H233ZM68 142V143H67ZM70 142V143H69ZM94 142V141H93ZM122 142V143H121ZM243 142H245L244 140H243ZM242 142V143H243ZM6 143H8L9 144V142H6ZM6 143L5 144H3V145H5V146H7V147H5L6 149H1V150H4V153H5V151H8V149H10V146L12 147V145H6ZM67 144V146H66V144ZM110 143H112V144H110ZM113 143L116 145V150L117 149H119L118 150V152L116 153V152H114V153H116V154H118V155H116V154H114V153H112L111 151L113 150L114 151V149H113V147L111 146V145H113ZM118 143V144H117ZM230 144H228V147H231V148H233V146L235 145V143L234 144H232V142H229ZM239 143V142H238ZM32 144V145H31ZM65 144V145H64ZM76 144V143H75ZM101 144V145H100ZM110 144V145H109ZM125 144V143H124ZM127 144V143H126ZM140 144V145H139ZM153 144H155L154 145V147H155V150H154V147H153ZM204 144V143H203ZM239 144H241V143H239ZM247 144H248V141H247ZM1 145V144H0ZM62 145V146H61ZM87 145V146H86ZM150 145V146H149ZM205 145V144H204ZM231 145H233V146H231ZM236 145H237V142H236ZM242 145V144H241ZM246 145V144H245ZM2 146V145H1ZM31 146H33L32 148H33V150L31 151L30 150V148H31ZM66 146V147H65ZM103 147V149H102V147ZM106 146V147H105ZM108 146H111L112 147V150H110L111 149V147L110 148H107ZM114 146V145H113ZM117 146H118V148H117ZM122 146H120V148L122 147ZM141 146V147H140ZM144 146V147H143ZM198 146H200L199 144H198ZM197 146V147H198ZM202 147H203V145H201ZM2 147H4V146H2ZM19 147H20V149H19ZM67 147H68V149H67ZM89 147V148H88ZM143 147V148H142ZM150 147V148H149ZM151 147H152V150H151ZM159 147V146H158ZM194 148V149H192L191 150V152H192V154L195 152V153H199V154H196V155H198L197 157H195V158H193V160L191 161V162H195V163H199L197 160L199 159V161H201L200 162V164H203V163H206V161H210V162H208V163H206L205 165H207L208 164V168H206V167H204V164H203V166H202V170L200 169V167L201 166H199L200 164H198V165H195V166H199V168L198 167H196V168H194L195 170H191L190 168L191 167H193V166H189V168H187L188 170H191L192 172L193 171H196L197 169H199L198 171H196L197 173H195L194 172V175L196 176V177H198V178H196L194 175H192V176H190L189 177V174H190V172H189V174H188V177H189V180L187 181V187L186 188H188L189 186H191V184H193V187L194 186H196V184H194V183H197L198 184V182H199V180L201 179L200 177H202L203 175L202 174H205L204 173V170H205V168H206V173H208L209 172V168L211 167V171L212 170H214V171H216L217 170V167L218 166H220L221 164L220 163H218L217 161H216V159L219 161V158L221 157V160H220V162L223 164V162H222V158H224V156L222 155L223 153H208V152H210V150L211 149H208L209 151H205V150H203L204 149V147H203V149H202V147H198V148ZM207 146L205 145V148H206ZM228 147H225L228 151H230V148H228ZM243 147V146H242ZM248 147V146H247ZM1 148V147H0ZM13 148V147H12ZM27 148V149H26ZM29 148V149H28ZM49 148H51V149H49ZM54 148V149H53ZM59 148V149H58ZM65 148V149H64ZM75 147H73V149H74ZM95 148V149H94ZM106 148V149H105ZM147 148V149H146ZM236 148V147H235ZM239 148H241V146H239V147H237L236 149H239ZM61 149H62V151H61ZM80 149H81V147H80ZM135 149V150H134ZM145 149H146V151H145ZM235 149V150H236ZM242 149V148H241ZM249 149V148H248ZM248 149H244V150H248ZM13 150H14V148H13ZM18 150H15V151H17L18 152ZM28 150H30V151H28ZM51 150H54V152L52 153V151ZM59 150V151H58ZM86 150H91V151H96V153L95 152H89V151H86ZM101 150H102V153H103V151L104 150H108L107 152L106 151H104V154H101ZM149 150V151H148ZM150 150H151V152H150ZM195 150V151H194ZM227 150H225L224 149V151L227 153ZM234 150V148H233V152H231V154L233 155V153H234V155L236 154V156H237V154L239 155L240 153H236V152H234L235 151ZM244 150H237L238 152H242V151H244ZM15 151H13V155H15ZM44 151V153L46 154H44L43 155V152ZM70 151V152H71ZM81 151V152H80ZM86 151V152H85ZM100 151V152H99ZM135 151H142V153H143V151H145L144 153H145V155H144V153L142 154V155H140V153L141 152H139V157L140 158H138V160H136L137 158H136V156L135 155H137L138 156V152H135ZM154 151V152H153ZM194 151V152H193ZM201 151V152H200ZM213 151V150H212ZM3 152V151H2ZM85 152V153H84ZM111 152V153H110ZM133 152L134 153H137V154H135L134 156H135V159L133 158ZM246 152H248V151H246ZM82 153V154H81ZM84 153V154H83ZM88 153V154H87ZM89 153H90V155H89ZM91 153H95V155L94 156H91ZM99 153V154H98ZM132 153V154H131ZM182 153H184V152H182ZM244 152H242V154H243ZM0 154H1V152H0ZM40 155V154H42V155H40L39 157L41 158V157H43V158H41V159H39L38 158V156L37 155ZM101 154V155H100ZM130 156H129V155ZM174 154V153H173ZM180 155H181V152L179 153ZM218 154V155H217ZM228 154V156L230 155V157H232L231 156V154H230V152L229 153H227ZM227 154H225L224 153V155H227ZM241 154V155H242ZM247 154V153H246ZM16 155H17V153H16ZM81 155V156H80ZM84 155H86V156H84ZM99 155V156H98ZM144 155V156H143ZM184 155V156H185ZM214 155V157H212ZM219 155H221L220 157H218V158H216L217 156H219ZM233 155V156H234ZM49 156V155H48ZM60 155H58L57 156V158H56V162H58L57 161V159H58V157H59ZM84 156V157H83ZM89 156H90V158L91 159H89ZM121 156V157H120ZM143 158H142V157ZM212 158H211V157ZM235 156V157H236ZM240 156V155H239ZM83 157V158H82ZM86 157H88V160L86 159ZM93 157V158H92ZM95 157V158H94ZM123 157V158H122ZM134 159L132 162H131V160H132V158ZM234 157V158H235ZM14 158H16V156H14ZM19 158H16L17 160L19 159ZM50 158V157H49ZM86 159V161H85V159ZM147 158V157H146ZM214 158H216L215 159V161H214ZM226 158L227 159H229L227 156H225V161H226ZM44 159V160H43ZM140 159V160H139ZM174 159H176V158H174ZM201 159V160H200ZM204 159H206V160H204ZM211 159H213L212 161L213 162H211ZM224 159H223V161H224ZM237 159L239 160L240 159V157L238 158V156H237ZM236 158H235V161H237V163L235 164V165H237L238 164V160H237ZM8 161V159H4V161ZM55 160V159H54ZM59 160V159H58ZM85 162H84V161ZM203 160H204V162H203ZM230 160V159H229ZM229 160H227L228 162H229ZM1 161V160H0ZM4 161H3V163H4ZM23 161V160H22ZM26 161V160H25ZM197 161V162H196ZM225 161H224V163H225ZM231 162H233L234 163V159L232 160V158H231V160H230ZM240 161V160H239ZM2 162V161H1ZM11 162V161H10ZM9 162V163H10ZM18 162H20V163H18ZM51 162H52V160H51ZM56 162L54 161V163L56 164ZM75 162H73V163H75ZM80 162V163H79ZM131 162V163H130ZM183 163V166L185 167V168H182L183 166H181V164ZM203 162V163H202ZM215 162H217L216 164H220V165H216L215 166V168L213 167V163H215ZM231 162H229V163H225V164H227V167H228V165L230 166V167H232L231 165ZM6 163H8V162H6ZM12 163H11V167H13L14 165H12ZM33 163V164H32ZM53 163V162H52ZM53 163V164H54ZM129 163V164H128ZM181 163V164H180ZM211 163V164H210ZM51 164V163H50ZM127 164H128V166L130 167H128L127 166ZM132 164H134V165H132ZM146 164V163H145ZM179 164H180V166H179ZM191 164H194V163H191ZM211 166H210V165ZM224 164V165H225ZM1 165V164H0ZM7 165V164H6ZM5 165V166H6ZM33 165V166H32ZM127 166V168H126V166ZM176 165H178V166H176ZM4 166V167H5ZM9 166H10V164H9ZM14 166V167H15ZM33 167V168H29V167ZM51 166H53V165H51ZM51 166L49 165V167L51 168ZM76 166V164L74 165V166H72V168L74 167V168H76L75 167ZM194 166V167H195ZM210 166V167H209ZM223 166V165H222ZM44 167V168H43ZM179 167V168H178ZM16 168V167H15ZM73 168V169H74ZM129 168V169H128ZM212 168H214V169H212ZM4 169V168H3ZM6 170L8 169L7 167L5 168ZM11 169V168H10ZM49 168H48V166H47V170H48ZM216 169V170H215ZM9 170V169H8ZM42 170H43V172H42ZM94 171H96V172H98V171H100V173H99V177H98V174L96 173V172H94ZM141 171V172H140ZM184 171V172H183ZM201 171V172H200ZM208 171V172H207ZM45 172H47V171H45ZM72 172V171H71ZM75 172V171H74ZM93 172V173H92ZM144 174H143V173ZM191 172V173H192ZM11 173H13V174H11ZM76 173V174H77ZM142 173V174H141ZM198 173H199V175H198ZM225 173H228V172H225ZM41 174V175H40ZM86 174V175H85ZM91 175V177H90V175ZM96 174H97V176H96ZM102 174V175H101ZM140 174H141V176H140ZM202 176H201V175ZM40 175V176H39ZM85 175V176H84ZM106 177L105 179H104V176ZM107 175V176H106ZM191 175V174H190ZM82 176V175H81ZM101 176V177H100ZM102 176H103V178H102ZM178 178H177V177ZM187 176V175H186ZM184 177V178H186L187 179V177ZM200 176V177H199ZM38 177V178H37ZM40 177V178H39ZM83 177H81V179L79 178V179H77V180H79V181H81V180H83L84 181V179H87V181H88V178H84L83 179ZM109 177V178H108ZM128 177L130 178V180L128 179ZM30 178V179H29ZM111 178V179H110ZM120 178V180H118ZM179 178H180V180H181V184H180V180H179ZM33 180V181H35L36 182V180ZM90 179H89V181H90ZM104 179V180H103ZM113 179H114V182H113ZM122 179H126L125 181H126V184L127 185H129L130 187L132 186V188H130V187H127V185H125V182H123L124 180H122ZM128 179V180H127ZM185 179V180H186ZM190 179H192V180H190ZM110 180V181H109ZM150 180V181H149ZM166 180H168L167 182H166ZM184 180V183L186 182ZM15 181V182H14ZM18 181V182H17ZM97 181V182H98ZM109 181V182H108ZM116 181V182H115ZM117 181H118V184H117ZM120 181V182H119ZM150 183H149V182ZM171 181L173 182V184L171 183ZM195 181H198V182H195ZM201 181V180H200ZM7 182V183H6ZM11 182V183H10ZM22 182V183H21ZM31 182V181H30ZM106 182V183H105ZM108 182V183H107ZM146 182H147V184H146ZM168 182H170L171 184L170 185H168L169 183ZM179 182V183H178ZM4 183H5V185H4ZM9 183L11 184V185H9ZM24 183H27V182H24ZM23 183V184H24ZM57 183V182H56ZM83 182H81V184H82ZM89 183V182H88ZM113 183V184H112ZM120 183V184H119ZM122 183H124V184H122ZM129 183V184H128ZM137 183H139V185L137 184ZM163 183L165 184L164 186H163ZM12 184H13V186H12ZM14 184H15V186H16V184H17V187H14ZM85 184H87V183H85ZM108 184H110V185H112V187H110V185L108 186ZM116 184V185H115ZM132 184V185H131ZM166 184L168 185V187H173V188H175V191L176 190H178L177 192H179L180 191V193L178 194V196L176 195L177 194V192H174V193H176V194H174V193H172L173 191H168V189H170V188H168L167 189V191H166V188L165 187H167L166 186ZM9 185V186H8ZM60 185V186H59ZM83 185V184H82ZM81 185V186H82ZM123 186V185H125V186H123L124 187V190L126 189V188H128V190L126 189V191H121V190H123V187L122 188H119V191H118V188H116L115 186ZM140 187V186H142V188H141V192H143V194L141 193V192H138V191H140V188L138 187V186ZM162 185V186H161ZM54 186V185H53ZM56 185H55V187H57ZM85 187L87 186V185H84ZM145 186V187H144ZM147 186H149V187H147ZM177 186V187H176ZM181 187V190H180V187ZM186 186V185H185ZM185 186H183V187H185ZM50 187H52V186H50ZM50 187H48V188H50ZM100 187H97V188H99L100 190L99 191H101V189H102V187L100 188ZM113 187H115V189H117V192H119V194L116 192L115 193V191L113 190L114 188ZM136 187H137V190H136ZM144 187V188H143ZM160 187H164V189H161ZM171 187V189L170 190H172L173 188ZM192 186H191V188H193ZM20 188H21V190H20ZM64 188V189H63ZM113 188V189H112ZM135 188V190L136 191H134L133 189ZM139 188V189H138ZM159 188H160V190H159ZM190 188V189H191ZM4 190H6L7 191V189H5V188H3ZM54 189V188H53ZM56 190H58L57 188H55ZM79 189H82V188H79ZM121 189V190H120ZM129 189H130V191H129ZM146 190V191H149V192H145V191H143V190ZM190 189H189V191H190ZM2 190V189H1ZM21 192H20V191ZM56 190H54V192H53V190H51V193L50 194H54V193H56ZM66 190V192L65 193H68L67 191V189H65ZM84 190H85V188H84ZM84 190H82V191H84ZM87 190V189H86ZM103 190L101 191V194H100V192H99V194H100V196H102V192H103ZM164 190V191H163ZM187 191H188V189H186ZM186 190H185V192H186ZM9 191V190H8ZM11 191V192H12ZM34 191V190H33ZM59 191V190H58ZM132 191V192H131ZM193 191H195V187H194V189H192V191L190 192V195L189 196H191L190 198H193L194 197V193L192 194V192ZM48 192V193H47ZM53 192V193H52ZM78 192H79V190H78ZM126 192V193H125ZM128 192H130V193H128ZM140 195V193H141V195H140V198H142V197H145V198H142V199H144V200H148V201H150V200H153V201H156V203L155 202H153L155 205L157 204V206H159V207H157V206H155L154 205V207H156L155 209L156 210H154V208L153 207H151V209L153 208V210H151V209H149V208H146L145 210V212L144 213H141L142 215H144V216H149V217H141V215L140 214H138L139 215V217L137 218V220H136V218H135V223H137L138 221V223L137 224H135V223H133L134 221H133V218H132V221L131 220H129L130 218H128V216H126L125 214H124V216H121V214H123L122 212H120V211H123V210H121V207L123 206L124 208H125V205H127L128 204V206L130 205V202H128L127 203V200H126V197H127V199L131 196H136V195H138L137 193ZM161 192V193H160ZM169 193V195L168 194H166V193ZM235 192H236V190H235ZM16 193V192H15ZM16 193V194H17ZM24 193V192H23ZM22 193V194H23ZM47 193V194H46ZM121 193V194H120ZM132 193H134V194H132ZM170 193H171V195H170ZM239 193V192H238ZM238 193H236L237 195H238ZM21 194V195H22ZM24 194V195H25ZM40 194V195H41ZM70 194H72V191L70 192ZM70 194H69V196H70ZM76 194V193H75ZM74 194V195H75ZM86 194V195H85ZM107 194V198L108 197H111V196H109ZM124 194V195H123ZM130 194V196H127V195H129ZM186 194V193H185ZM185 194L184 195H182L181 197L182 198H184L185 197ZM235 194V195H236ZM21 195H19V196H21ZM38 196L36 199H39L40 200V203L38 204V205H40V206H43V207H46L48 204L47 203H49V205H50V207H52L51 206V204L50 203H52L53 201H48L47 199V196H46V198L44 197V195L43 196ZM74 195H71L72 197L74 196ZM78 195V196H79ZM95 195V196H94ZM116 195V196H115ZM117 195H118V198H119V195H122V196H120V197H122L121 199L123 200V199H125V200H120L119 199V203L117 202V201H115V202H111V200H114V196L115 197H117ZM139 195H138V197H139ZM177 196V197H174V198H172L173 196ZM193 195V196H192ZM18 196V195H17ZM99 195H98V197L99 198H102L103 199V196L102 197H100ZM106 196V195H105ZM184 196V197H183ZM187 196H188V193H187ZM186 196V197H187ZM189 196L186 198L185 197V199H186V201H185V199H183L184 200V202L183 203H185L186 202V204L187 205H190L191 203H192V200L194 199H188L189 198ZM233 196H234V194H233ZM36 197V196H35ZM77 197V196H76ZM95 197V198H94ZM125 197V198H124ZM129 198V200L128 201H130V199H132V198ZM148 197V198H147ZM151 199H150V198ZM171 198V199H169V198ZM232 197V196H231ZM235 197V196H234ZM234 197H232L233 199H234ZM69 198H71V197H69ZM75 198V196L73 197V198H71V199H74ZM78 198V197H77ZM153 198V199H152ZM176 198V199H175ZM182 198H180V200L182 199ZM238 198V197H237ZM237 198H235V199H237ZM80 199H78V201L80 200ZM99 200V203H98V200ZM155 199V200H154ZM179 199V198H178ZM189 201H188V200ZM231 199V198H230ZM234 199V200H235ZM33 200V199H32ZM39 200H38V202H39ZM41 200H43V201H48V202H46V206H45V204L44 205H42V202H41ZM62 200V201H61ZM84 200H85V202H84ZM107 200H109V198L107 199ZM191 200V201H190ZM230 200V201H232V202H234V203H238L237 201H239V198L237 199V201L235 200ZM34 201V200H33ZM36 201V200H35ZM34 201V202H35ZM66 201V202H65ZM68 201V202H67ZM70 201V202H69ZM173 201V202H172ZM37 201L35 202V204H37L38 203ZM74 202V203H73ZM75 202H77V203H79V204H77V203H75ZM90 204L91 203V206H92V203H97L98 204V206H99V204L101 203V202H104V204H102V205H100L101 207H99L98 208V206H97V204H96V206H95V204H93V209H92V207L88 204V203ZM126 202V204H123V203H125ZM152 202V201H151ZM178 204L177 205H179L180 207L182 206L180 203V201L178 200ZM196 202V200H193V205L192 206H194V204L198 207V205H197V203H195ZM255 202V201H254ZM253 202V203H254ZM44 203V202H43ZM57 203V204H56ZM61 203V204H60ZM64 205H63V204ZM66 203V204H65ZM72 203V204H71ZM115 203L116 204H121L122 203V205L121 206H119L120 207V210L117 208L118 207V205H117V207H116V205H115ZM161 204V206L160 205H158V204ZM182 203V204H183ZM231 203V202H230ZM257 202H255L254 203V205L256 204ZM53 204V203H52ZM71 204V205H70ZM80 204H84V205H87L88 204V206H90L89 208H88V206H85L84 208L85 209H81L80 208V206H82V205H80ZM106 204V205H105ZM168 204H172L171 206L173 207L171 210H170V213H169V211H168V213H167V210H168V208H166L167 207V205ZM231 204H233V203H231ZM258 204V203H257ZM256 204V206H258ZM49 205L46 207V208H48L49 207ZM54 205V204H53ZM79 205V206H78ZM109 205V206H108ZM187 205H185V204H183V206H185L184 208H185V210H187V211H185V212H188L189 210H191V207L192 206H187ZM242 205V204H241ZM247 204H245V208L243 207V209H247V216L245 215H242V216H244V217H250L251 215L250 214H252V212L251 213H249L251 210L248 208V206H246ZM249 205V204H248ZM254 205L253 204H251V205H249V207L250 206H253L254 207ZM58 206H59V209H58ZM61 206V207H60ZM104 206H106V207H104ZM162 206H163V209H161L162 208ZM164 206H165V209H164ZM171 206L170 205H168V207H169V209L171 208ZM178 206V207H179ZM187 206V207H186ZM196 206H194V207H192L194 210H195V207ZM49 207V208H50ZM54 207V206H53ZM86 207H87V209H86ZM114 207H116V209H114ZM122 207V208H123ZM132 207V206H131ZM175 207H177V206H175ZM189 207V208H188ZM247 207V208H246ZM61 208V209H60ZM91 208V209H90ZM123 208V209H124ZM130 208V207H129ZM157 208H159V209H157ZM240 208H241V206H240ZM255 208V207H254ZM51 210L53 209V208H50ZM77 209V210H76ZM125 209H128V207L126 206V208ZM124 209V210H125ZM130 209H132V208H130ZM148 209H149V212H148ZM161 209V210H160ZM199 209V208H198ZM198 209L196 208V210L194 211V210H192V211H194V212H196V211H198ZM212 209H215V208H212ZM211 209V210H212ZM251 209H253V208H251ZM76 210V211H75ZM78 210H81V211H78ZM83 210V211H82ZM118 210V211H117ZM133 210V209H132ZM159 210V211H158ZM163 210V211H162ZM165 210V211H164ZM207 210V209H206ZM209 210V209H208ZM216 210V209H215ZM257 210L258 209H255L254 211H256V213L253 215V217L254 216H256V214H257ZM261 210V209H260ZM260 210H258V211H260ZM142 211H140V212H142ZM151 211H153V212H151ZM162 211V212H161ZM201 210H199L198 212V214H195L194 212V214L196 215H194L197 219H198V217L197 216H199V214L201 213L200 212ZM202 211H204V210H202ZM212 211H214V210H212ZM211 211V212H212ZM240 211H241V209H240ZM239 211V212H240ZM249 211V212H248ZM69 212H68V214H69ZM80 213V214H78V213ZM118 212H120V213H118ZM139 212V213H140ZM190 212V211H189ZM219 211L218 210H216L215 212H214V215H216V216H214L213 215V212L211 213V214H209L210 213V211H208V216H210V217H208L207 216V214L205 215L204 214V217H203V212H202V214H200V217L199 218H202V219H198V224L197 225H199L198 226V228L200 227V229L202 230H199L198 228H196V226L191 230L192 232H195V231H197V233L198 234H196V236H194V235H192V236H194L193 238L194 239H198V237H199V234L200 233H202V234H204V232H205V236L207 235V237L209 238V237H211L210 238V242L208 243L210 246H209V248L207 247V246H205V247H207V249H211L212 251H210V250H207L208 252L210 251V254L209 253H205V254H208V255H206V256H211L212 258L214 257V256H212L213 255V253H215L214 255L216 256V258L214 259V261H212V259H210L211 257H206V259H204V260H206V261H204V260H201L200 262H202V261H204L203 263H208V264H213L214 262H215V260H218V259H220V260H218L217 261V263L218 264H224V262L226 261V260H228L229 261V264H230V256H232V258H231V260H232V262H231V264H264V220H263V222H262V219L261 218H259V219H261V220H259V221H261V223H260V226H259V224L258 225H256V223H255V221L257 220H252V223H250L249 225L250 226H247V225H243L244 227L243 228H241V229H238L239 228V226L237 227V228H235V227H233V223L232 222H234L235 220V218H236V216L238 215H236L235 216V218L233 219V220H231L232 222V224H230V226H229V223H228V226H226L227 225V223H222L223 221H225V220H227V222H229L230 221V216H234V214H230V213H228V214H226L225 212H222V214H221V212L220 213H218ZM244 212H246V210L244 211ZM244 212H243V214H244ZM261 212H263V210H261ZM73 213V214H72ZM145 213H146V215H145ZM204 213H205V211H204ZM254 213V212H253ZM152 214L153 215H155L154 216V218H151V216H152ZM188 213H186V216H188L187 215ZM258 214H260V213H258ZM70 215V216H71ZM76 215H78V216H76ZM185 215V214H184ZM189 215H190V217H191V214L189 213ZM193 215V214H192ZM227 215V216H226ZM240 215H241V213H240ZM239 215V216H240ZM250 215V216H249ZM262 215H264V214H262L261 213V216ZM71 216V217H72ZM160 216H159V218H160ZM176 216V215H175ZM186 216H183V217H186ZM206 216V217H205ZM211 216H212V218H214V217H216L217 219H212L211 218ZM238 216V217H239ZM242 216H241V218H242ZM85 217V218H84ZM125 219H124V218ZM153 217V216H152ZM183 217H181V220H183ZM229 217V218H228ZM243 217V218H244ZM79 218H81V219H79ZM151 218V219H150ZM158 218V219H159ZM160 218V219H161ZM168 218L169 219H172V218H170L169 216L167 217V219L166 218H164L166 221H164V219H163V221L165 222L164 224H166V226H171L172 224H173V222H171L172 224H170L169 223V220H168ZM187 218V217H186ZM206 218V219H205ZM218 218H219V220L221 221V222H219V220H218ZM225 218V219H224ZM248 218H247V220H248ZM254 218H257V217H254ZM84 219H85V221H84ZM159 219V220H160ZM185 219V218H184ZM187 219H189V217L187 218ZM195 219V218H194ZM197 219H195V222L197 221ZM229 219V220H228ZM232 219V218H231ZM245 219V218H244ZM244 219H242L241 221H243ZM250 219V218H249ZM76 220V219H75ZM144 220V221H143ZM168 220V221H167ZM201 220V221H200ZM202 220H203V222H202ZM208 220H209V222H208ZM213 220H215V221H213ZM218 220V221H217ZM77 221V220H76ZM87 221V222H88ZM92 221V222H91ZM131 221V222H130ZM184 222H183V224H185L186 225V221L185 220H183ZM192 221V220H191ZM190 221V222H191ZM207 221V226L209 225V224H211L210 226L212 227L213 225H214V228L216 227V226H220L219 228L221 229V231H218L219 230V228L217 229V227L215 228V229H217V231L218 232H221V233H219V234H216V236H214V234H215V229H212V230H215V231H213V233L214 234H211V232H212V230L210 231V229H211V227L210 226H205L206 225V222ZM211 221H213V222H211ZM240 221V220H239ZM239 221H237V222H239ZM240 221V222H241ZM251 222V219L250 220H248V222ZM100 222V223H99ZM103 222H105L106 224L105 225H103L104 223ZM140 222L142 223V222H144L143 224H140ZM175 222V221H174ZM177 222V221H176ZM179 222H180V220H179ZM200 222H202V224H204L203 226H201L202 224H200ZM216 222H218L217 224H215ZM248 222H247V224H248ZM133 223V224H132ZM146 223V224H145ZM163 223V222H162ZM181 223V222H180ZM187 223H189V220H188V222ZM193 223V222H192ZM209 223V224H208ZM213 223V224H212ZM243 223V222H242ZM246 222H244L243 224H245ZM255 223V224H254ZM87 224V223H86ZM97 224H96V227H97ZM100 224V225H101ZM190 224V223H189ZM188 224V225H189ZM196 224H193V225H196ZM221 224V225H220ZM225 224V228L223 227V225ZM241 227H242V225L240 224V223H238ZM253 226H252V225ZM88 225H90V224H88ZM94 226L93 227H95V224H93ZM188 225H186V227L188 226ZM235 225H236V223H235ZM90 226H92V225H90ZM172 226H174V224L172 225ZM190 226H192V225H189V227H187L188 228V230L189 229H191L192 227H190ZM99 227V226H98ZM110 227V229H112ZM148 227V228H147ZM175 227V226H174ZM113 228V229H114ZM121 228V229H120ZM146 228H147V230H146ZM222 228H224V230H222ZM108 229V228H107ZM206 229V230H205ZM115 230V229H114ZM127 230H126V232H127ZM195 230V231H194ZM198 230H199V232H198ZM209 230V231H208ZM122 231H124V233H125V229H123V230H121L120 232L122 233ZM190 231V230H189ZM190 231V232H191ZM208 231V232H207ZM216 231V232H217ZM136 232H138L137 234H135ZM151 232V231H150ZM99 233V232H98ZM98 233L96 232L95 234H97L98 235ZM127 233V234H128ZM159 233V232H158ZM196 233V232H195ZM208 233V234H207ZM123 234V233H122ZM127 234H126V236H127ZM134 234V235H133ZM140 234H142V235H140ZM146 234L147 235V237H145L144 239H143V237H144V235ZM151 234V233H150ZM156 234V233H155ZM167 234H169V233H166V235ZM202 234H200V235H202ZM209 234H211V235H209ZM136 235V236H135ZM138 235V236H137ZM145 235V236H146ZM172 234L170 233V236H171ZM218 235V236H217ZM99 236H100V233H99ZM126 236H124V238H126ZM128 237V238H130V239H128V238H126L127 239V241L128 240H130V241H132V242H130L131 244L134 242V240H133V238L132 237ZM141 236V237H140ZM158 236V235H157ZM168 237L167 238H169V235H167ZM174 236V235H173ZM205 236H200V238L197 240V241H193L192 240V238L191 237H189L190 238V241L188 240L187 242H192L193 241V243L195 242H197L198 243V241L201 239V240H203L204 241V238H205ZM214 236V237H213ZM140 237V238H139ZM156 237V236H155ZM163 237H165V235L163 236ZM196 237V238H195ZM206 237V238H207ZM108 238V237H107ZM123 238V240H126V239H124ZM154 238V237H153ZM157 238V237H156ZM158 238H160V235H159V237ZM205 238V239H206ZM215 238H217V239H215ZM132 239V240H131ZM212 239H213V241H212ZM220 239V241H222V242H220L219 241V245H218V243H217V241ZM234 239H235V242L233 243V245L234 244H236V245H234V246H230V245H232V241H234ZM237 239V240H236ZM121 240V239H120ZM150 240V242L152 241L151 240V238L149 239ZM156 240V239H155ZM162 240V239H161ZM160 239L157 241L159 244H160V241H161ZM207 240V239H206ZM204 241L205 242V244L207 243V241ZM107 241H108V239H107ZM126 241V243H128ZM147 241V240H146ZM153 241H154V239H153ZM203 241H202V247H204V245H203ZM208 241H209V239H208ZM223 241H226L225 243L223 242ZM238 241V242H237ZM246 241V242H245ZM108 242H111V240H109ZM125 242V241H124ZM123 242V243H124ZM150 242H148V243H150ZM157 242H155V246H156V244H158ZM165 242V241H164ZM167 242V241H166ZM166 242H165V244H166ZM212 242H214V244H216V245H212L211 246V244H213ZM228 242V243H227ZM231 242V244L230 245H228L229 243ZM237 242V243H236ZM122 243V242H121ZM123 243H122V245H123ZM125 243V244H126ZM153 243V242H152ZM167 243H169V242H167ZM188 243V245H190ZM191 244L192 245V247H190V248H193L194 246L193 245H198V244ZM200 243H201V241H200ZM199 243V244H200ZM224 243V244H223ZM226 243H227V245L228 246H230L229 247V250L226 252L225 250H227L226 249ZM110 244V243H109ZM124 244V245H125ZM207 244V245H208ZM220 244H222V245H220ZM239 246H238V245ZM127 245V244H126ZM154 245V244H153ZM163 245V242L161 243V246ZM169 245H170V243L169 244H166V245H164L163 247H165V249H167L168 247H169ZM190 245V246H191ZM201 245V244H200ZM223 245H225L224 247H223V249H220ZM149 246H151V244H149ZM155 246H153V247H155ZM186 246H187V244H186ZM214 246H218L217 248L216 247H214ZM235 246H237V248L239 249V251H238V249L237 248H235ZM157 247V246H156ZM155 247V248H156ZM188 247V246H187ZM196 247H199V245L198 246H196ZM205 247H204V250H205ZM211 247V248H210ZM148 248H150V249H153V248H151V247H148ZM148 248H147V250H148ZM154 248V249H155ZM188 249V248H184V249H187V251L188 250H191V249ZM195 248V247H194ZM194 248L192 249V251H195L196 252V250H194ZM212 248H215V249H212ZM218 248L220 249V251H218ZM233 248V249H232ZM149 249V250H150ZM158 250H154V253H156V251L158 252L159 251V248H157ZM161 249H162V247H161ZM196 249H201V246H200V248H196ZM217 249V250H216ZM230 249H232V254H228V253H231L230 252ZM235 249H236V251L238 252H235V254L233 253L234 251H235ZM163 251H164V248L162 249ZM168 250V249H167ZM202 250H203V248H202ZM203 250V251H204ZM216 251V252H214V251ZM224 252V254H223V252ZM166 251V250H165ZM165 251L163 252V253H165ZM169 251H171L170 249H169ZM186 251V252H187ZM191 251V252H192ZM203 251H202V253H203ZM206 251V252H207ZM218 251V252H217ZM167 252V251H166ZM179 252V251H178ZM201 252V251H200ZM151 253H152V251H151ZM159 253H160V251H159ZM180 253V252H179ZM182 253V252H181ZM183 253H185V251L183 252ZM187 253H189V251L187 252ZM194 253V252H193ZM192 253V254H193ZM237 253V254H236ZM161 254H162V251H161ZM169 254H171L170 252L168 253V255ZM190 254V253H189ZM201 254V253H200ZM205 254H203L204 256H205ZM226 254V258H224L225 255ZM164 255H167V253H165ZM167 255V256H168ZM176 255H178V254H176ZM185 255H186V253H185ZM194 255V254H193ZM192 255V256H193ZM198 255H199V252H198ZM197 255V257H195V258H197V260H199L200 258H198V257H200V255L198 256ZM203 255H202V257H203ZM220 255L225 259H222V258H220ZM230 255V256H229ZM236 255V256H235ZM172 255H170V257H171ZM174 256V255H173ZM181 258L184 256H181V254L179 255ZM186 256H188V255H186ZM196 256V255H195ZM227 256H229V257H227ZM234 256V257H233ZM190 257H191V255H190ZM218 257V258H217ZM173 259H174V257H172ZM177 258L179 259V257L177 256ZM180 258V259H181ZM192 258V257H191ZM190 258V259H191ZM205 258V257H204ZM234 258V259H233ZM190 259H189V261H190ZM222 259V260H221ZM177 260V259H176ZM183 260V259H182ZM186 260H187V258H186ZM193 261H196L197 262V260L195 259L194 260V257H193V259H192ZM208 260H209V262H208ZM185 261V260H184ZM211 261L213 262V263H211ZM176 262V261H175ZM180 262V261H179ZM186 262V261H185ZM188 262V261H187ZM186 262V263H187ZM192 262V261H191ZM196 262H192L193 264L195 263V264H198L199 263V261L196 263ZM176 263H178V262H176ZM183 263V262H182ZM185 263V264H186ZM216 263V262H215ZM214 263V264H215ZM226 263H228V262H225V264ZM184 264V263H183ZM202 264V263H201Z\"/></svg>",
  "mask_w": 264,
  "mask_h": 264
}]
</instances>
